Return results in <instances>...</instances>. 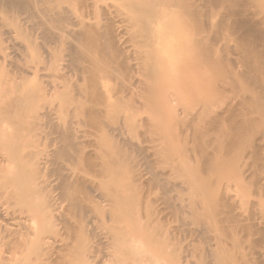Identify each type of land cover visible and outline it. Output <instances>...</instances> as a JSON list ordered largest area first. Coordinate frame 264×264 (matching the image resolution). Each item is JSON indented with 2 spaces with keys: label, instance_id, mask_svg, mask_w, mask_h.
<instances>
[{
  "label": "rangeland",
  "instance_id": "obj_1",
  "mask_svg": "<svg viewBox=\"0 0 264 264\" xmlns=\"http://www.w3.org/2000/svg\"><path fill=\"white\" fill-rule=\"evenodd\" d=\"M30 1H32L33 2V4H34V7H32L33 9H27L26 7L24 8V7H18V8H16V6H15V8H13V6H9V4L7 3L8 1L6 0V2L4 1V0H0V99H2V101L0 100V107L1 106H3L4 108H5V104L8 102V100H10V99H12L11 97H14V96H16V93L12 90V92H13V95H11V93H7V95H9V97L7 96V98H6V93H4L5 94V96H3L4 94L2 93V92H4L5 91V89H3V88H5L6 87V90H7V87L8 86H10L9 87V90H10V88L11 89H18V88H27L28 90L30 89H32L31 91L33 92V94H34V96L36 97V95H37V98H41L42 100H44L43 102H41L39 105V107H37V108H34V110H33V108L31 109V108H29V109H31V111L28 109V111L26 112V111H24V110H20L19 108L21 107H19L18 108V106H14V107H11L10 108V110H11V112H12V110L13 111H15L14 109H17V114L15 115V121H16V123H17V121H19V118H20V121L19 122H21V120H22V118H26L27 120V122H32V124L34 125V123H35V120H36V123L35 124H37V122H38V125H34V126H36V130L37 131H35V129H34V131L33 130H31L30 129V127L28 128V129H30L31 131H32V133H30L29 135H32L33 136V134H35L36 132H38V134L36 135V138H38L37 139V142L35 141H33V142H31V143H29V146H28V140H27V142H25V143H27L26 144V146H22V150H23V152H25V153H27V151H28V153L29 152H34L35 154L36 153H38V156L37 157H34L33 155H32V157H33V159H34V161H33V159H32V157H31V159H30V157H29V159H28V161H27V158L26 159H24L23 161H25L26 160V162H25V164L27 163V165H28V169H30V167H31V169L33 168V170L35 169L36 171H37V173L35 174V175H37L38 177H37V187L36 188H38V187H40V188H38L37 190L40 192L42 189V191H41V193H44L43 194V198L41 199V202H39L38 201V199H36L37 201H38V203H41V204H39L38 206H30V205H28V204H20V203H18L14 198L13 199H8V197H0V199H2V200H0V238L2 237V238H4L3 240H4V244L5 243H11V242H13V240H12V238H14V236H15V240L14 241H18V240H21L22 238H24L25 239V242L27 243L26 244V247L28 246V248H29V250H27L28 248H26L25 247V245H24V248L26 249V251L25 252H23L25 249H23L22 248V250H21V252L23 253H21L20 251L19 252H17L18 254H16V253H13V252H10V250H8L9 249V244H8V246L6 247L5 245H7V244H3V243H1L0 245H4V246H1V247H3V249H0V254L2 253L3 254V256L5 257H9V255L11 254L12 255V253H13V256L16 254V256H14L16 259H17V256H18V259L16 260L15 258H13L17 263H15V261H11V263L10 264H38V263H44L45 264V262H47L46 264H76L77 262H79V263H77V264H84L83 262H87V263H89V264H111V262L110 261H112V263H114V264H121V260L123 259H120V257H118L117 256V254H116V257L114 256V254L115 253H113V250L111 249V248H109V235H110V230H112V228L114 229H118V226H121V221L123 220V218H126L127 217V219H130L131 221L132 220H134V219H137V221H141V222H143L144 224H146L148 221H158V219L156 218V217H158L159 218V216H160V218H159V221L157 222V223H159V226L160 227H165V228H163V229H165V231L167 232V235H166V238L168 237V238H170V246H171V248H169V250H171V249H176V250H178L179 252H178V257H180V260L182 261V264H183V262H184V264H200V255H206L207 256V254L209 255V251H211V250H213V248L216 246L217 248L220 246V245H218L217 246V244L218 243H220L221 244V241H223L224 243L225 242H227V243H225L226 244V246L229 248V247H231V250L230 251H235L236 252V257L238 256L239 257V259H238V257H237V259H238V261L240 260V256H239V254L241 255V257H243L242 256V254L243 253H241L243 250V252L245 253V254H248V255H246V258H248L249 259V264H264V237H263V239H262V235L264 236V230H263V227H264V211H263V207H262V205H264V190L263 189H261L260 191H259V187H262L263 185H261L262 184V182L260 183L259 181L261 180V178L262 177H260V180L257 178L258 176H254V179L252 178V176L254 175L251 171L250 172H247V173H245V174H247V177L245 176H240L239 175V177L241 178H243V179H245V180H243L242 178L239 180L238 178V174L237 175H235V176H233L232 178H233V181H232V178H230L229 180H230V182H232V183H230L229 185V187L231 188L230 190H229V188H226V190L228 191L229 190V192H227L226 191V193H227V195H228V193H229V195H230V197L231 196H233L232 198V200H231V198L229 199L230 201H228V204H227V201H223V203H219V205H217V203H216V205H214V206H211L210 204H207V202H204V201H207L208 200V197L207 198H205L204 199V201H203V199L201 198L200 200H202V201H200L199 199V201L197 202L198 204H199V207L198 208H202L201 206H202V204H203V202H204V204L206 203L207 205V210L205 209V212H204V209H203V213H201L202 211H201V209H199L200 210V212L197 210L196 211V216L198 215V214H200L201 213V215H203L204 213H206L205 215L207 216V214H209V216L210 215H213L212 217H210V219H212V218H214V214H217L218 212L217 211H219V209H221L220 211L222 212V210H223V214L221 213V214H219V215H221V216H219L218 214V216L219 217H221L220 218V220H219V217L217 218L216 217V219H215V221H211V222H208V224L206 225L205 224V222L203 221L202 223H203V225L202 224H200V223H197V222H199V221H194L195 220V217L193 218V217H191L189 214H188V212H189V210H191V213H193L192 212V210H193V208L192 209H189V208H187L189 205L187 204L189 201H190V198H191V196L190 195H188V196H190V197H188L187 196V194H189V193H187L186 192V190L188 191V188H187V186L186 185H184V186H182V183L181 182H183L181 179V177H182V174H184V173H182L183 171H185V167H183L182 168V166H184V164L182 165V164H180L181 165V169H179V170H181V171H178V173H175V172H177L176 170H174V168L173 169H171L172 167H170V162L168 161V160H170L169 158H171V156L168 158V156L165 154V155H161V154H159L158 155V151H157V154L156 153H154L155 151H153L154 149H152V147H154V145L156 144V145H158V142L160 143V141H157V139H152V137H150L149 138V135H148V133L147 132H150V131H148V130H150L149 128H146V127H148V126H146V125H144V124H142V125H144L145 127L142 129V127H140V126H142L141 124H140V126L137 124V126H139V127H137V126H135V129H134V131L133 132H139V133H131L132 131H131V129L129 130V132L131 133V134H129V132H127V130L126 129H128L127 127H125V125L123 126V124H125V123H123V122H126V121H124L125 120V117H124V115L122 116V112L121 113H119V115H121L122 117H121V119H120V117H118L119 115H118V113L116 114V112H118V111H121V108H118V110L116 111V106H111L110 105V103L112 102V104L114 103L115 105L117 104V102L119 101H117V97L119 96V98L121 97V99L120 100H122V98L123 99H125V97L127 96V100H128V97L130 96H128V92L126 93V91H124L125 89H127V87H126V84H124V86H125V89L124 88H119V89H124L122 92H125V94L124 93H122V94H120V93H118V92H120V91H118L119 89H118V87H120L121 85H122V83H124V82H128V81H124L123 82V80H121L122 79V76H120V75H123L122 73H124V71H121L122 69H120L119 70V68H116L117 66H114V64L113 63H115V61H113V60H111V59H109V60H111V61H113V63H111L112 65V67H115L116 69H118L119 71H121L120 73V75H119V73H116V74H118V76L121 78V79H118L117 78V75H115V73L113 72H111L113 75H111V77L112 78H110L109 76H105V74L103 73V72H101L102 70H104V68L102 69L101 68V71L98 69V66H100L101 64H97V65H94V64H92V61L95 59V58H98V61H97V59H96V61H93V62H99V59H101V58H104V56H105V54H104V52H102V51H100L101 53H103V57H101L100 55L97 57H94L95 55H97V53H98V51H96V53L95 52H93V54H94V56H90V57H93V60H90V58H89V60L88 61H86L88 58V56L86 57L87 59H83L82 60V58L83 57H85V52L84 53H82V50H81V53L82 54H80V52H79V48L81 47V46H83V44H81L79 41L80 40H78V38H79V36H78V34H81V31L83 32V30L84 29H89V31L90 30H92V27H90L91 25V23H92V25H96V23L98 22L99 24H100V26H98V24L96 25V26H93V27H98V29L100 30V31H102L103 32V27L102 26H104V28L106 29V27H109L110 26V29H108V31H112L111 33L112 34H114V35H112L111 33H108V34H111L112 36H114V39L113 40H111V42L113 41V43L111 44L112 46L111 47H113V45H114V40H116L115 42H116V44H115V48H117V47H119L120 48V50L121 51H123L125 54H126V58H128L127 56H132V54L133 55H135V53H136V47H135V44H134V46L132 45V43H133V41L130 43L129 42V38L131 37V34H130V31L128 30H126V28L128 29V25H126V21L128 20H126V16H127V11L125 10V9H122L120 6H119V0H79V2L78 1H76V0H58L59 2H57L58 4H56L55 6H57V5H62V6H60L61 8L58 10V8L56 9H54V10H58V11H60L61 10V14L63 13V17L61 18V17H59V16H57V14L58 15H61L60 14V12H56V11H54V13H53V8L51 9V8H49L48 7V9H49V11H50V9L52 10V13H50V12H48V10H47V12H46V10H44V12H42L41 13V8H44V7H41L42 6V4L43 3H45L44 1H43V3H40V2H42L41 0H36V2H35V0H30ZM54 1V0H53ZM205 1V0H204ZM204 1H199V2H204ZM37 3L36 5H35V3ZM48 2H51L52 3V0H48L46 3H45V5H47V6H49V5H52L51 3H48ZM60 2H62V3H60ZM247 2H249V3H252V6H250L251 7V9H250V11L251 12H254V13H256V14H258V15H260L261 16V18H263L264 17V0H247ZM55 3V2H54ZM54 3H53V5L52 6H50V7H53L54 6ZM228 3H230V1H226V2H221V3H218L217 4V6L215 5L214 7H215V11L216 12H214V13H216V15L218 14V15H221V14H224L225 13V8H224V5H226V4H228ZM95 6H94V5ZM204 4V3H203ZM38 5V6H37ZM41 5V6H40ZM44 6V5H43ZM46 7V6H45ZM58 7V6H57ZM63 7V8H62ZM37 8V9H36ZM41 9V10H40ZM45 9V8H44ZM64 10V11H63ZM43 11V10H42ZM63 11V12H62ZM55 12H56V14H55ZM46 13V14H45ZM49 13V14H48ZM48 14V15H47ZM95 15H96V18H95ZM62 16V15H61ZM83 16V17H82ZM56 17H58L59 18V20L56 18ZM6 18L7 19H9L8 21L9 22H7V20H6ZM51 18H55L56 20H58L57 21V23L55 22L54 24L53 23H49V20L51 19ZM61 18V19H60ZM79 18H83V23L85 22V24L87 25H85L86 26V28L84 27V29L82 28L84 25H83V23L81 24V19H79ZM100 18V19H99ZM6 21H5V20ZM52 20V19H51ZM55 21V20H54ZM6 22V23H5ZM53 24L51 27L49 26V24ZM50 22H52V21H50ZM48 25H47V24ZM88 23H90L89 25H88ZM101 23H102V25H101ZM109 24V26L107 25V24ZM46 24V25H45ZM125 25H126V28H125ZM46 26H49L50 28H51V30H49L48 29V27H46ZM53 26H56V27H58V28H53ZM20 27H22V28H20ZM41 27H43V28H41ZM100 27L103 29V30H101L100 29ZM232 27L234 28H232V29H230V26H228L225 30L226 31H221L222 29H219V31H220V33L221 34H223L224 32H226V33H230V32H232V30H233V32L232 33H228L229 35L227 36V34L225 33V36H227V38L229 39L230 37H232L231 35H233V38H231L230 40V44L232 45V48H234V49H232L233 51H229V52H227L228 53V55H224L225 54V52L223 53L222 51H221V49H222V45H220L219 44V46H216L217 48H218V50H219V52L221 53H218V55H222V56H224V57H222L223 59H226L227 60V58H229L228 60H229V62H231L232 61V57H235L236 56V59L239 61V60H241L242 59V57L240 56L239 58L237 57V54L238 53H236L237 51V49L238 48H240V44L242 43V45L244 44V42H241V39H239L238 37H240V36H242V33L246 36L249 32H251V28L250 27H248V28H246L244 31H246L247 29V31H249L247 34L243 31V30H240L239 28H235L233 25H232ZM20 28V29H19ZM37 30H36V29ZM45 28H47V30H49V32H46V30H45ZM112 28V29H111ZM230 29V31H229V29ZM19 29V30H18ZM22 29V30H21ZM34 29V30H33ZM54 29V30H53ZM57 29H59V30H57ZM81 29V30H80ZM214 29V28H213ZM215 29H217V28H215ZM228 29V30H227ZM16 30V31H15ZM107 30V29H106ZM209 30H211V29H209ZM208 29H207V32L209 31ZM85 31V30H84ZM87 31V30H86ZM228 31V32H227ZM240 32L241 31V35L238 33L237 34V36L238 35H240V36H236V34H234V33H237V32ZM19 32V33H18ZM127 32H128V34H127ZM207 32H205V34H207ZM253 32V31H252ZM251 32V36H253V40H251V42H253V47L252 48H255V46H256V48H255V50L253 51V55H254V52H258L259 50H261V51H263L264 50V48H263V50L261 49L262 48V43L264 42L263 40H261L260 38H256L255 37V35L253 34ZM49 33L52 35V36H49ZM54 33V34H53ZM85 33V32H84ZM106 33V32H105ZM24 34V35H23ZM104 34V33H103ZM63 35V36H62ZM82 35H84V34H82ZM224 35V34H223ZM235 35V36H234ZM242 36V37H240V38H242L243 39V41H244V37L245 36ZM62 36V37H61ZM85 36V35H84ZM224 36V37H225ZM237 37V38H236ZM52 38V39H51ZM63 38V39H62ZM113 38V37H112ZM111 38V39H112ZM48 39H50V40H48ZM58 39H59V41H58ZM82 39H84L83 37H82ZM55 40V41H54ZM86 40V39H85ZM85 40H84V42H85ZM133 40V39H132ZM82 41V43H83V40H81ZM89 43V46H92V47H90V50H92L93 51V49L92 48H94V46L96 47V45H94L93 43H91V42H93V41H86V43ZM246 42V41H245ZM87 43V44H88ZM228 43V44H229ZM85 44V43H84ZM85 45V46H87V48L84 46V49L86 48V49H88V45ZM90 44H92V45H90ZM229 44V47L231 46ZM257 44V45H256ZM233 45H235L234 47H233ZM238 46V47H237ZM261 46V47H260ZM38 47V48H37ZM132 47H135V48H132ZM220 47V48H219ZM242 47V46H241ZM257 47H260V49L258 50L257 49ZM27 48V49H26ZM122 48V49H121ZM224 48V47H223ZM36 51H35V50ZM80 49H83V47H81ZM85 49V50H86ZM118 49V48H117ZM132 49L135 51V53H132V52H134V51H132ZM76 50H77V52H76ZM85 50H83V51H85ZM119 50V49H118ZM92 51H89V50H87V54L86 55H88V53L90 52L91 54H92ZM95 51V50H94ZM128 51H129V53H128ZM120 52V51H119ZM131 52V53H130ZM260 52V51H259ZM89 53V55H91ZM232 53H234V54H232ZM77 54V55H76ZM80 54V55H79ZM92 54V55H93ZM100 54V53H99ZM121 55H124L123 53H120ZM79 55V56H78ZM83 55V56H82ZM232 55V56H231ZM256 55V54H255ZM58 56H59V59H58ZM212 56H214V57H212ZM101 57V58H100ZM128 58L129 60H130V63H129V61H128V59L127 60H125V61H127L129 64H130V66H132V64L131 63H133V64H135L134 62H137L136 61V57H134V58ZM133 57V56H132ZM230 57H231V59H230ZM58 59V64L56 63V66L54 65L55 64V62H54V60H57ZM76 58H77V60H80V64L79 63H77V62H79V61H77L76 63H75V61H76ZM214 58H216V56L214 55V53H213V55H210L209 56V59H214ZM255 58V59H254ZM257 58H259L258 56H257ZM106 64L108 63V58L106 57ZM125 59V58H124ZM132 59H133V61H132ZM253 59H254V62H252L253 64H255L256 62H257V59H256V56L255 57H253ZM253 59H252V61H253ZM260 59V58H259ZM75 60V61H74ZM102 60H104V59H102ZM118 62L120 61V59L118 60V59H116ZM135 60V61H134ZM225 60V61H226ZM234 60V59H233ZM237 60H235V61H237ZM255 60H256V62H255ZM61 61V62H60ZM81 61H82V63H81ZM89 61H91V64L89 63ZM105 61V60H104ZM103 61V62H104ZM132 61V62H131ZM224 61V62H225ZM234 61V62H235ZM261 61H264V59H260V61H258V63L257 64H259V63H263V62H261ZM54 62V63H53ZM86 63V65H85V63ZM110 62V61H109ZM127 62H125V64L127 63ZM228 62V61H227ZM227 62H225L224 63V65L226 64L227 65ZM228 62V67H230V66H233L232 65V63L233 62H231V64ZM240 62V61H239ZM237 63V62H235V64H234V66L236 65V66H238L237 68H233L232 70V72H236V73H232L231 75H225L224 74V72L222 71V70H215V71H211V72H213V74H211L210 75V71L208 70V72L207 71H200V72H198V74H197V80H199V81H201V80H204V84L203 85H205L206 84V86H207V84H209V85H211V83H212V81H213V84L211 85V87L209 86L208 87V90H207V88L206 89H204V87H206V86H204L203 87V85L201 86V87H203V89H204V91L205 92H203L202 90L203 89H201V91H202V93H203V95H202V93L200 94V95H202V96H204V95H206V93H208L209 92V94L211 93V91H209V90H211V89H214V90H212L213 92V95H214V93H215V95L214 96H216L217 97V95H218V93H219V91H218V88H220L219 90H225L226 92H227V90L229 89L230 91L229 92H225V95H226V97H229L231 100H229V99H227L225 96H224V94H223V97H222V95H218V97L220 96L221 97V99H223L222 101H219V100H221V99H217L218 100V104H217V102H214L215 100H213V103H216L217 105H215V104H213L211 101H210V99L209 100H207V101H209V102H211L213 105H215L214 107H216V106H218L219 107V109H217L218 110V112H222L223 111V107L225 108L226 107V109H227V106H226V104H228V106H229V103H230V105H232V104H234L235 102H240L241 100L239 99V97L240 96H242V95H245L246 96V93H248V91H246L247 89H248V87H249V90H250V88L252 87L251 85H255V84H257L256 86H254L253 85V87L251 88L252 90L251 91H253L254 92V88L255 87H257V88H255V90H258V91H255V93H251V92H249V95L250 96H252L253 95V97H257V98H262V97H264V95L262 94V92L260 93V87L264 84V78L262 79L263 81H261V82H255L256 80H257V78H255L254 79V77L256 76V75H258V74H255V73H253V72H250L251 70H249V64H248V66H246L245 68H244V62H243V60H242V62L243 63ZM117 63V62H116ZM115 63V64H116ZM71 64V65H70ZM77 64V65H76ZM96 64V63H95ZM128 64V65H129ZM60 65V66H59ZM89 65V66H88ZM92 65V66H91ZM103 65V64H102ZM110 65V64H109ZM117 65V64H116ZM127 64H126V67L128 66ZM223 65V66H224ZM247 65V64H246ZM55 66V67H54ZM59 68H58V67ZM71 66H73V67H71ZM83 68H82V67ZM90 66H91V68H93L94 66H97L96 68L98 69V73L96 72V76L97 75H100L101 73H103L104 75H100V76H97V77H99V78H97V80H100L101 79V81H99V82H101V84H100V86H101V88H100V86H99V88L101 89V90H105L104 91V96L106 97V95H108V97L109 98H105L106 100H104L103 102L105 103V102H108V103H106L107 105H105L104 103H102L101 104V106L103 105L105 108H106V106L107 107H109V108H106V109H108V110H105V108L103 107V109L105 110V111H107V112H105L104 110L102 111V112H104V113H107V114H109L108 116H110V118H108V117H106L107 116V114H103V115H106V116H104V118L106 117L107 118V120L106 119H104L105 121H103L102 119V125H100V124H97L96 122V124L94 125V123L92 122L91 123V121H92V117L90 116L89 117V115H90V113L88 114V111L86 110L87 109V106H89V100H90V97H92V96H90V97H88L89 95H86L85 96V94L84 93H82V91L81 90H85V87H86V83H87V80H88V82L90 81L89 79H91V81H92V78H91V76H93L94 77V73H93V71H96V70H93V69H90ZM130 66H128V68L130 67ZM137 67V65H134L133 67ZM235 66V67H236ZM240 66V67H239ZM71 67V68H70ZM101 67V66H100ZM103 67V66H102ZM135 67V68H136ZM227 67V66H226ZM55 68H57V69H55ZM74 68V69H73ZM79 68V69H78ZM81 68L83 69V70H81ZM84 68H86V70L84 69ZM114 68V69H115ZM135 68H132V70H134L135 72H136V70H137V72H138V67L135 69ZM230 68H232V67H230ZM54 69V70H53ZM77 69V70H76ZM222 69V68H221ZM237 69H239L238 71H236ZM242 69V70H241ZM57 70H59V71H57ZM76 72H75V71ZM92 70V71H91ZM130 70H131V67H130ZM241 70V71H240ZM243 70H244V73H246L247 74V70H249V72H248V74L246 75V77H244V74H242L243 73ZM78 71V72H77ZM92 73H91V72ZM111 71H114V70H111ZM117 71V70H116ZM115 71V72H116ZM129 71V70H128ZM128 71H125L126 73L128 72ZM240 71V72H239ZM57 72V73H56ZM81 72V73H80ZM87 72V73H86ZM131 73H132V71H130ZM130 72H128L127 73V75L130 73ZM136 72V73H137ZM205 72H207V74L205 73ZM210 72V73H209ZM216 72V73H215ZM130 73V74H131ZM200 73H201V75H200ZM205 73V74H204ZM238 73H239V75H238ZM250 73H252V75L250 74ZM78 74H80V75H78ZM85 74H86V76H85ZM129 74V75H130ZM138 74V73H137ZM216 74H218V75H216ZM223 74H224V76H223ZM250 74V75H249ZM84 75V76H83ZM128 75V76H129ZM132 75H135V76H133L132 77ZM132 75L131 76H129V78H131L132 77V80L131 79H129V78H127L128 76H126V78L127 79H129V81L132 83L133 81H135V79H134V77L135 78H137L136 80L138 81V80H140L141 78H140V75L138 74V77L136 76V74H134V73H132ZM206 75H208V76H206ZM214 75V76H213ZM234 75V76H233ZM237 75V76H236ZM243 77H242V76ZM102 76H105L104 78H102ZM114 76V77H113ZM211 76H213L212 78H211ZM230 76H232V79H234V82H232V79H231V77ZM236 76V77H235ZM239 76H241L242 78H244V81H243V79L241 78V79H238V77ZM250 76V77H249ZM58 77V78H57ZM101 77V78H100ZM230 77V78H229ZM233 77H235V78H233ZM88 78V79H87ZM94 78H96V77H94ZM113 79L112 81L110 80V79ZM125 77L123 78L124 80L126 79ZM199 78V79H198ZM201 78V79H200ZM228 78H229V80L230 81H228ZM250 78V79H249ZM63 79V80H62ZM86 79V80H85ZM134 79V80H133ZM253 79V80H252ZM10 82H9V81ZM214 80H215V82H216V84H217V86L215 85V82H214ZM221 82H220V81ZM239 80V82H243V84H240L239 82V87L241 88L240 90L238 89V91L237 90H235V89H237V88H239L238 86L236 87V83L235 82H237ZM241 80V81H240ZM252 80V81H251ZM255 80V81H254ZM56 81V82H55ZM115 83H114V82ZM136 81V82H137ZM219 81V82H218ZM222 81H224V82H226L225 84L222 82ZM249 81H250V83H251V85H250V83H249ZM8 82V83H7ZM62 82V83H61ZM68 82V83H67ZM122 82V83H121ZM129 82V84L130 85H128L129 87H134L131 83ZM136 82H133V83H136ZM205 82H207V83H205ZM247 82V83H246ZM2 83H3V85H2ZM17 83V84H16ZM72 83V84H71ZM89 83H91V82H89ZM121 83V84H120ZM228 83V84H227ZM260 85H259V84ZM4 84H6V85H4ZM60 84V85H59ZM63 84V85H62ZM66 84V86H64ZM68 84H70V85H68ZM81 84V85H80ZM98 84V83H97ZM96 84V85H97ZM98 84V85H99ZM118 84V85H117ZM218 84H219V86H218ZM222 84H223V86H222ZM234 84V85H233ZM20 87H19V86ZM57 87H56V86ZM92 85V84H87V87H88V89L90 88V86ZM132 85V86H131ZM138 85V84H137ZM17 86H18V88H17ZM67 86H68V88H70L69 90H70V92L72 91V93H69L68 91H65L64 92V88H67ZM116 86H117V88H116ZM123 86V85H122ZM215 86V87H214ZM233 88V90H235V91H237V94L232 90V88ZM64 87V88H63ZM74 87V88H73ZM79 87V88H78ZM84 87V89H81V88H83ZM113 87V88H112ZM226 87H228V89L226 88ZM62 88H63V90H62ZM67 88V89H68ZM92 88V87H91ZM94 88H98V87H94ZM94 88H92L91 89V92L93 91V89ZM108 88H112V92H111V90L109 89L108 90ZM226 88V89H225ZM231 88V89H230ZM246 88V89H245ZM2 89H3V91H2ZM15 89V90H16ZM76 89L78 90V91H76ZM81 89V90H80ZM88 89H86V91H85V93H87L89 90ZM116 91H115V90ZM132 89H134V88H132ZM198 89H199V87H198ZM245 89V90H244ZM9 90H8V92H9ZM55 90H56V92H55ZM88 90V91H87ZM98 90V89H97ZM96 90V91H97ZM100 90V91H101ZM114 90V91H113ZM135 90V89H134ZM215 90H217L216 92H215ZM244 90V92H242ZM11 91V90H10ZM197 91V90H196ZM200 90L199 91H197L196 93L198 94L199 92H201ZM66 92H68L69 93V95L71 94L72 95V98H71V100H66L65 99V102L67 101V105H64L65 104V102L62 100L65 96H66ZM90 92V93H91ZM114 92H117L116 93V97L114 96ZM234 93V94H236V96L235 95H233V94H231V93ZM15 93V94H14ZM67 93V94H68ZM74 93H75V95H74ZM79 93V94H78ZM82 93V94H81ZM94 93V92H93ZM103 93V92H102ZM113 93V94H112ZM220 93L222 94V93H224L223 91H220ZM57 94H59V95H57ZM63 94H65L64 95V97L62 98V96H63ZM87 94H89V92L87 93ZM92 94V93H91ZM123 94H124V97H123ZM127 94V95H126ZM130 94V93H129ZM252 94V95H251ZM259 94V95H258ZM62 95V96H61ZM84 95V96H83ZM93 95V94H92ZM120 95H122V96H120ZM199 95V97H202V96H200ZM263 95V96H262ZM1 96H3V97H1ZM17 96H18V94H17ZM19 96H20V94H19ZM39 96V97H38ZM83 98H82V97ZM198 96V95H197ZM233 96H235V98H233ZM245 96H242V98L243 97H245ZM249 96V97H250ZM195 97H196V94H195ZM246 97H248V96H246ZM68 99H69V97H67ZM85 98V99H84ZM115 98V99H114ZM118 98V99H119ZM131 98V97H130ZM129 98V99H130ZM226 98V99H225ZM15 99V98H14ZM89 99V100H88ZM132 99V101L133 102H131L130 100ZM130 100H128L127 102H129L130 101V103H129V105H131L132 104V106H134V101H135V99H136V97L134 96V99L133 98H131ZM225 99V100H224ZM234 99V100H233ZM206 100V99H205ZM240 100V101H239ZM7 101V102H6ZM61 101H63V102H61ZM88 101V102H87ZM91 101H92V104H93V98L91 99ZM94 101H95V99H94ZM97 101V100H96ZM95 101V102H96ZM117 101V102H116ZM137 101V103H138V99L136 100ZM135 101V102H136ZM228 101V102H227ZM16 104H18L16 101H14ZM14 102H11V101H9V104L11 103H14ZM94 102V103H95ZM121 102H123V104H124V109L125 110H123V108H122V111H125V115L126 114H130V113H132V111L133 110H128V109H130V108H133V107H130V108H125V103H127V102H125L124 103V101H120V102H118V103H121ZM208 102V103H209ZM224 102H226V103H224ZM85 104V108L86 109H84V111H87V113L86 114H88V115H85V112L83 113L82 112V110H81V115L82 116H80L79 114L77 115V112H76V110L78 111V109H82V108H84V106L83 105H81V104ZM88 105H87V104ZM98 103V102H97ZM204 103H207V102H204ZM207 103V104H208ZM222 103V104H221ZM262 105H263V100H262ZM15 104V105H16ZM81 106H80V105ZM91 104V103H90ZM91 104V105H92ZM98 104H100V102L98 103ZM98 104H94L95 105V107H97V105ZM122 104V103H121ZM120 104V105H121ZM207 104H203L204 106H207ZM211 104V105H212ZM12 105H14V104H12ZM90 105V107H92L93 108V106H91ZM118 105V104H117ZM128 105V104H127ZM138 104H135V106H137ZM140 105V104H139ZM208 105H210V103L208 104ZM212 105V106H213ZM7 106H9V105H7ZM7 106H6V112L8 113H10V111H7ZM11 106V105H10ZM67 106V107H66ZM81 108H80V107ZM101 106H98L99 107V109H102L101 108ZM123 106V105H122ZM203 106V107H204ZM260 106H261V104H260ZM66 107V108H65ZM78 107V108H77ZM126 107H128V106H126ZM138 107V106H137ZM137 107H135V109H137ZM208 107V106H207ZM207 107H206V109H207ZM214 107H212V108H214ZM139 108V107H138ZM205 108V107H204ZM209 108V107H208ZM211 108V109H212ZM262 108V110L264 111V108H263V106L261 107ZM3 109V108H2ZM9 109V108H8ZM120 109V110H119ZM127 109V110H126ZM134 109V108H133ZM210 109V108H209ZM33 110V111H32ZM88 110H89V108H88ZM139 110V109H138ZM138 110H136V112L138 111ZM3 111V110H2ZM128 111H130V112H128ZM167 112H166V114H171V112H172V116L171 117H173V118H175V119H178V118H176V116H178V114H179V116H181L180 115V113H178V111H177V115H175L176 113L174 112V110L173 109H171V108H168V110H166ZM4 112V111H3ZM80 111H78V113H79ZM257 112H260V110H258ZM23 113V114H22ZM61 113V114H60ZM64 113H66V114H68V118L66 117V116H64L63 117V114ZM85 115H83V114ZM134 113V112H133ZM175 113V114H174ZM1 114V113H0ZM66 114H64V115H66ZM101 114V115H102ZM118 115V116H116V115ZM135 114V113H134ZM174 115H175V117H174ZM170 116V115H169ZM168 116V120L171 118V117H169ZM258 115H255L254 117H257ZM65 117L68 119L67 121L66 120H64L65 119ZM71 117V118H70ZM89 117V118H88ZM90 118H91V120H90ZM122 118H124V120L122 119ZM173 118H171V119H173ZM135 119L136 120H140V117H138V116H135ZM170 119V121H172ZM100 120V121H101ZM123 120V121H122ZM66 121V122H65ZM175 121V120H174ZM34 122V123H33ZM173 122V121H172ZM172 122H170L171 124H172ZM175 122H177V121H175ZM23 123V122H22ZM21 123V124H22ZM99 123V122H98ZM101 123V122H100ZM104 123V124H103ZM168 123V122H167ZM174 123V122H173ZM30 124V123H29ZM58 124V125H57ZM169 124V123H168ZM177 124V123H176ZM32 125V126H33ZM97 125V126H96ZM100 125V126H99ZM22 126V125H21ZM41 126V127H40ZM59 126V127H58ZM127 126V125H126ZM171 126H173V125H171ZM176 126V125H175ZM23 128L22 129H24V126H22ZM38 127L39 128H41V131H40V129L38 130ZM100 127V128H99ZM126 129H125V128ZM174 127V126H173ZM10 128V129H9ZM27 128V127H26ZM63 128V129H62ZM16 129V130H15ZM65 129V130H64ZM138 129V130H137ZM10 131V132H13L14 131V134L15 133H17V134H15V138H17V141L19 142V143H21V144H23V141H24V139L26 138L25 136L27 135V134H25V130L23 131V130H21V129H17V128H15L14 127V129H13V127L11 128V127H8L5 131L7 132V131ZM11 130H13V131H11ZM18 130V131H17ZM160 130V129H159ZM258 130H261V129H258ZM2 132H4L3 130H1ZM30 131V132H31ZM64 131V132H63ZM125 131V132H124ZM162 131V130H161ZM160 131V132H161ZM1 132V133H2ZM20 132V133H19ZM23 132V133H22ZM35 132V133H34ZM0 133V134H1ZM42 133V134H41ZM69 133V134H68ZM125 133V134H124ZM176 133V132H175ZM175 133H172V135L171 136H173V134L176 136V135H178V136H182V135H180V134H175ZM150 134H153V135H155V133H153V132H150ZM161 134V133H160ZM65 135V136H64ZM153 135H151V136H153ZM158 136L156 137V135H155V137L156 138H160V136H159V134H157ZM21 136V137H20ZM35 136V135H34ZM37 136H40V140H39V137H37ZM170 136V138L169 139H167V140H164V142L161 140V143L162 144H164L165 145V143L166 142H170L169 143V145H172V144H175L176 142V144L175 145H172V147L171 146H169V147H171V149H168V150H173V149H176L178 146L180 147V148H182V146H184V145H186V144H188V142H190V141H188V136H187V138L188 139H186V136H184L185 138H183L181 141L179 140V139H176L177 137H171ZM65 137V138H64ZM68 137V138H67ZM70 137V138H69ZM101 137H104L105 138V141L101 138ZM162 137V136H161ZM129 138H130V141H129ZM134 138V139H133ZM175 140H174V139ZM182 138V137H181ZM65 139V140H64ZM150 139H152L153 140V142H154V140L155 141H157L156 143H153ZM163 139H165L164 137H163ZM173 139V140H172ZM186 139V140H185ZM16 140V139H15ZM36 140V139H35ZM98 140H103L102 142L100 141V145L102 144V143H104L103 144V147H102V145H101V147H102V150H101V147H100V145H95L96 144V142H98L99 143V141ZM131 140H133V142L131 141ZM135 140V141H134ZM148 140H150L149 142H152L154 145H152V143H148ZM187 141V142H186ZM125 142V143H124ZM127 142V143H126ZM178 142H179V144H178ZM66 143H68V144H66ZM131 143V144H130ZM133 143V144H132ZM134 143H135V145H134ZM142 143V144H141ZM258 143H263V142H258ZM20 144V145H21ZM167 144V143H166ZM24 145V144H23ZM146 147H145V146ZM150 145H152V146H150ZM181 145V146H180ZM31 146V147H30ZM115 146H117V147H115ZM119 146V147H118ZM140 146H142V147H144V148H147L148 146H150L149 147V151H146V153H143L142 155H141V153H140V151H139V147ZM25 147V148H24ZM100 147V148H99ZM104 147L106 148V147H114V148H111V152H112V149H115V150H113V152H114V154L117 152V148H120L122 151H124V152H122V151H120V150H118V154H116V156L114 155V154H112V155H110L109 154V152H108V149H106V151L108 152H105V149H104ZM166 147V146H165ZM179 147H178V150H179ZM27 148V149H26ZM24 149L26 150V151H24ZM132 149V150H131ZM80 150H82V151H80ZM85 150V151H84ZM103 150H104V152L105 153H107V155L106 156H108V154L110 155V156H112L111 158H113L114 157V159L116 158L117 159V156L119 155V153L120 152H122L123 153V156L124 157H122L121 155V159L119 158L120 156H118V160L120 159V161H122L124 164H123V167H125V169L127 168L128 169V171H127V169H126V171L124 170V168L122 167V169L124 170V171H122V169H121V171L122 172H126L127 173V175L126 176H128V175H130L131 173L133 174H136L135 176L136 177H139L137 174H139L140 176L142 175V177L141 178H143V179H141L140 178V180H139V183H142V185H143V183H146L145 184V186L143 185H141L140 186V184L139 183H137L138 182V180L136 181V183L140 186V187H134V185L133 186H131L132 188L130 189L131 191H132V189L134 188V190H138L139 191V193H137V195H136V193H134V194H132V195H134V196H130V195H128V197L127 198H130L131 199V201H138L139 203H137V205L139 204V205H142V206H139L138 205V208L136 209V210H133L131 213H128L125 209H123V208H125V205H123V203H124V197H121V196H119V198H115V199H113V201L112 200H110V198H108V197H106L101 191H102V189L100 190V188L98 189V187H99V183L100 184H103L104 185V188H106V190L107 189H114L115 188V185L113 186L112 184V182H108V179L109 178H107V176H108V174L106 175L105 174V171H103V174H104V176H106V179H104L101 175H102V172H99L101 169L100 168H98L97 166H99V164L97 163V162H99V163H101L102 161L101 160H103V162H102V166H103V164L105 165V164H107L108 163V161L111 159V158H109V157H106L105 155V157L103 156V154H102V156L103 157H101V158H105L106 159V161L108 160V158H109V160L107 161V163H106V161L104 160V159H101V160H99L100 158H98L99 156L97 155L98 153H99V151L100 152H103ZM134 150H136V151H134ZM21 151V150H20ZM81 152H83V154L85 155V157L83 156H81ZM103 152V153H104ZM130 152V153H129ZM136 152V153H135ZM150 152V153H149ZM153 152V153H152ZM128 153V154H127ZM138 153V154H137ZM148 153V154H147ZM32 154V153H31ZM99 154H101V153H99ZM140 154V155H139ZM144 154H147V155H149V157H148V160L147 159H145L144 158ZM150 154L152 155L151 157H150ZM262 154L264 155V152H262ZM147 155H145L146 156V158H147ZM263 155H262V157H263ZM78 156H79V158H78ZM101 156V155H100ZM167 156V158H168V160L165 158L164 159V161L166 160V163L164 162H162L163 164H161L160 162H159V164H161V167H159V164H158V166H157V168H154V170H153V168L151 169L150 168V164L152 163L153 164V162L155 163V160L156 159H158L159 160V158H161V159H163V157H166ZM89 157V158H88ZM97 157V158H96ZM135 157V158H134ZM88 158V159H87ZM92 158V159H91ZM122 158H124V159H122ZM139 158V159H138ZM151 158V159H150ZM257 157H255V159H256ZM36 159H38V162H37V160ZM130 159V160H129ZM160 159V160H161ZM90 160H93V163L95 164V162L94 161H96L97 160V165L95 164V166L98 168V170H97V168H96V170H94V171H92L93 170V168H91L90 166H89V164H88V162L90 161ZM112 160V159H111ZM140 160V161H139ZM146 160V161H145ZM157 160V161H158ZM186 160H187V158H186ZM252 160V159H251ZM250 159L248 160L249 161V163H251L250 161H251ZM104 161H105V163H104ZM113 161V160H112ZM112 161H109V163L110 162H112ZM151 162L150 164L148 163V162ZM156 161V162H157ZM254 161V159L252 160V163H254L253 162ZM32 162H34L35 164H33ZM37 162V163H36ZM91 162V161H90ZM127 162L128 163H130V164H127ZM132 162V163H131ZM189 162H191V161H189ZM24 163V162H23ZM138 163V164H137ZM168 163V164H167ZM191 163H193V161L191 162ZM30 164H33V166H29ZM131 164H132V166H131ZM149 164V165H148ZM156 165H157V163H155ZM6 166V164H4V166L3 167H5ZM35 166V167H34ZM87 166V167H86ZM90 167V169H89V167ZM130 166H131V168H130ZM7 168L9 167V166H6ZM100 167V166H99ZM180 167V166H179ZM6 168V169H7ZM37 168H38V170H40V172H38V170H37ZM107 168V167H106ZM105 168V169H106ZM169 168V169H168ZM177 168V167H176ZM175 168V169H176ZM104 169V168H103ZM163 169H164V171H163ZM34 170V171H35ZM87 170V171H86ZM130 170V171H129ZM168 170V171H167ZM172 170H174V171H172ZM177 170H178V168H177ZM254 169H252V171H253ZM90 171H92V172H90ZM102 171V170H101ZM166 171V172H165ZM74 172H75V175L77 174V176H80L81 178H82V180H81V183H80V180L78 179V181H77V178L76 177H74ZM87 172H90L91 174H89V173H87ZM101 173L100 175H98L97 173ZM109 172H110V170H109ZM108 171H106V173H109ZM111 172H112V170H111ZM114 172V171H113ZM112 172V175H114V174H116V171L113 173ZM122 172H120V175L122 174V176H123V174L124 173H122ZM155 172H156V175H159L158 177V179H156V180H158V181H156L155 179H154V181H156L155 183H153L151 180H153V178H155L154 176H155ZM161 172V173H160ZM179 172H180V174H179ZM186 172V171H185ZM38 173H39V175H38ZM95 173L97 174L96 176H95ZM252 173V175L250 176V174ZM94 174V175H93ZM111 174V173H110ZM109 174V175H110ZM154 174V175H153ZM164 174V175H163ZM173 174V175H172ZM244 174V173H243ZM242 174V175H243ZM244 174V175H245ZM263 174V173H262ZM73 175V176H72ZM82 175H84L85 176V178H83L84 176H82ZM86 175H88L89 177H87ZM111 175V176H112ZM119 175V177L121 178V176ZM144 175V176H143ZM171 175V176H170ZM256 175V174H255ZM71 176V177H70ZM124 177V179L126 178L127 179V177ZM135 176H134V179H136L135 178ZM206 176V175H205ZM237 176V177H236ZM248 176H250V177H248ZM36 177V176H35ZM72 177L75 179V181H74V179L72 180ZM97 177V178H96ZM132 177V176H131ZM131 177H130V179H131ZM181 179H180V178ZM66 178V179H65ZM93 178V179H92ZM103 178V179H102ZM129 178V177H128ZM145 178V179H144ZM150 178V179H149ZM206 178V177H205ZM204 177H203V180L205 179ZM250 180H249V179ZM255 178L258 180V182H259V185H258V182H257V180H255ZM123 179V178H122ZM123 179V180H124ZM125 179V183H129V179L128 180H126ZM133 179V178H132ZM133 179V180H134ZM236 179V180H235ZM72 180V181H71ZM88 180V181H87ZM123 180H122V183H123ZM142 180L144 181V182H142ZM149 181L148 183H147V181ZM164 180V181H163ZM228 180V181H229ZM243 181V182H240V181ZM248 180H249V182H248ZM254 180V181H253ZM71 181V182H70ZM228 181H225V183L226 182H228ZM246 181H247V183H246ZM253 181V182H252ZM43 182V183H42ZM75 182H76V184H75ZM103 182V183H102ZM162 182V183H161ZM255 182H256V185L254 186V184H255ZM40 184V186H38L39 184ZM112 183V184H111ZM161 183V184H160ZM224 183V184H225ZM229 183V182H228ZM235 183V184H234ZM237 183H238V185H237ZM264 183V182H263ZM75 184V186L73 187V185ZM81 184V185H80ZM131 184H135V181H131L130 182V184H129V186H126V188L127 187H130V185ZM175 184V185H174ZM231 184L233 185V186H231ZM241 184V185H240ZM243 184H245V185H243ZM251 184V185H250ZM79 185H80V188H79ZM98 187H97V186ZM126 185V184H125ZM124 185V186H125ZM253 185V186H252ZM261 185V186H260ZM124 186L122 187V189L124 188ZM238 186V187H237ZM243 186V187H242ZM150 187V188H149ZM152 187V188H151ZM186 187V188H185ZM235 187H237V188H235ZM42 188V189H41ZM74 188V189H73ZM256 188H259V189H257L256 190ZM40 189V190H39ZM63 189V190H62ZM67 189H68V191L70 192H68L67 191ZM79 189V190H78ZM99 191H98V190ZM152 189V190H151ZM183 190V192H182V190ZM239 189V190H238ZM129 190V188L128 189H125V193H126V191H128ZM238 190V191H237ZM255 190V191H254ZM263 190V191H262ZM43 191H45V192H43ZM64 191V192H63ZM71 191H73V192H71ZM75 191V192H74ZM123 191H124V189H123ZM225 191V190H224ZM235 191V192H234ZM22 192V191H21ZM67 192V193H66ZM77 192V193H76ZM128 192H130V191H128ZM127 192V193H128ZM133 192V191H132ZM141 192V193H140ZM230 192H231V194H230ZM72 193V196L70 195ZM124 193V194H125ZM143 193V194H142ZM187 193V194H186ZM46 194V198H45V195ZM76 196H75V195ZM124 194L122 193V196H124ZM141 194V195H140ZM176 194H179V195H176ZM186 194V195H185ZM65 195V196H64ZM66 195H68L69 197H67ZM78 195V196H77ZM121 195V194H120ZM126 195V194H125ZM262 195V196H261ZM23 196V195H22ZM22 196H21V198H22ZM73 196H75V197H73ZM130 196V197H129ZM180 196V197H179ZM72 197V198H71ZM182 197H183V199H182ZM189 198V200H188V198ZM200 197V196H199ZM198 197V198H199ZM203 197V196H202ZM236 199H235V198ZM245 197V198H244ZM250 197V198H249ZM262 197H263V199H262ZM7 199V201L6 200H3V199ZM17 198V197H16ZM20 198V197H19ZM18 198V199H19ZM71 198V199H70ZM76 198V199H81V200H79L80 202H81V204H79V206L77 205L76 206V204H75V201H73L74 199ZM158 198V199H157ZM163 198V199H162ZM171 198V199H170ZM177 198V199H176ZM187 198V199H186ZM210 198V197H209ZM40 199V198H39ZM184 199H185V201H184ZM207 199V200H206ZM211 199V198H210ZM214 199H216L215 197H214ZM213 198L211 199V200H214ZM239 199H241V200H239ZM253 199H255V200H253ZM262 199V200H261ZM16 202H15V201ZM116 200H118L117 201V203H116ZM165 200V201H164ZM186 200H188V202L186 201ZM211 200H210V202H211ZM233 200L237 203V202H239V203H241V202H243V200H246V201H244V202H248L247 200H250L251 202H252V204H250V201H249V203H246V204H248V205H246L244 202V204L246 205V206H244V205H242L243 207H245V208H243L242 206H241V208L242 209H239V208H236V209H230L229 207H227L228 205H229V202H233ZM259 200L261 201L260 202V204H258L259 203ZM1 201H2V203H1ZM153 201V202H152ZM155 201V202H154ZM183 201V202H182ZM192 201V200H191ZM190 201V202H191ZM197 201V200H196ZM15 202V203H14ZM74 202V203H73ZM79 202V203H80ZM170 204H169V203ZM180 202V203H179ZM184 204V202H185V207H186V209H184V207H182L183 206V204ZM189 202V204H191ZM201 202V203H200ZM258 202V203H257ZM18 203V204H17ZM112 203H115V204H112ZM119 203V204H118ZM135 203V202H134ZM176 203H177V205L178 206H176ZM196 203V202H195ZM195 203H194V205H195ZM208 203H209V200H208ZM224 203L225 204H227V206L225 207L224 206ZM242 203V204H243ZM257 203V204H256ZM262 203V204H261ZM44 204V205H43ZM73 204H75V206L73 205ZM182 204V205H181ZM200 204H201V206H200ZM220 204H221V206L223 205L224 207L222 208V207H219L220 206ZM41 205V206H40ZM174 205V206H173ZM187 205V206H186ZM191 205H193V204H191ZM254 205H255V208H253L254 207ZM257 205V206H256ZM262 207H260V206ZM81 206V207H80ZM120 206V207H119ZM146 206V207H145ZM169 206V207H168ZM198 206V205H197ZM197 206H195V208L196 209H198L197 208ZM205 206V205H204ZM203 206V207H204ZM176 207V208H175ZM180 207L182 208L181 209V211H180ZM259 207L261 208V209H259ZM36 208L38 209V210H40V209H44L43 211H45V210H47V215H45V212L44 213H42L43 211L41 210L40 212L39 211H37L36 210ZM46 208V209H45ZM77 208V209H76ZM81 208V209H80ZM149 208H150V210H149ZM172 208V209H171ZM190 208H191V206H190ZM205 208V207H204ZM227 208L228 209H230L229 211L227 210ZM2 209V210H1ZM117 209H119V210H117ZM152 209V210H151ZM196 209H194V211L196 210ZM253 209V210H252ZM257 210V212H255L256 210ZM48 210L51 212V211H53V212H48ZM149 210V211H148ZM180 212H179V211ZM184 210H185V212H184ZM225 210V211H224ZM246 210V211H245ZM247 210H249V212H250V210H252V213H250V214H253V211H254V216L255 217H257V220L255 221L254 219H256L254 216V218L252 219H250V217H248V215L250 216V214H249V212H247ZM121 211V212H120ZM123 211V212H122ZM136 211V212H135ZM150 211H154L157 215H159V216H157V215H155L154 214V212H152V214H151V212ZM207 211V212H206ZM227 211V212H226ZM184 212V213H183ZM198 212V213H197ZM217 212V213H216ZM233 212V213H232ZM247 212V213H246ZM54 213V214H53ZM115 213H117L116 215H115ZM135 213H137V214H135ZM160 213H161V215H160ZM195 213V212H194ZM227 213V214H226ZM230 213H231V216H230ZM239 213V214H238ZM241 213L242 214H244V216L246 217H248V218H245L244 216H243V218H240L239 217V215H241ZM257 213V214H256ZM53 214V215H52ZM74 214V215H73ZM129 214H131V215H129ZM173 214V215H172ZM225 214V215H224ZM247 214V215H246ZM256 214V215H255ZM49 215V216H48ZM52 215V217H50ZM223 215V216H222ZM227 215L229 216V217H227ZM258 215V216H257ZM46 216H48V217H46ZM115 216V223H114V226L112 227V228H110L109 229V227H111V222H110V220H111V217H114ZM132 216V217H131ZM153 216H155L154 218H153ZM192 216H193V214H192ZM194 216H195V214H194ZM225 216H226V218H228V219H224L225 218ZM233 216V217H232ZM236 216H238L240 219H237V221L238 222H233V220L234 219H236L237 217ZM252 216V215H251ZM242 217V216H241ZM207 219H209V217L207 216L206 217ZM35 221H34V220ZM155 219V220H154ZM213 219V220H214ZM218 219V220H217ZM197 220V219H196ZM217 220V221H216ZM249 220H250V222H249ZM34 221V222H33ZM160 221H161V223H160ZM196 222V223H194V222ZM228 221V222H227ZM232 221V222H231ZM239 221H242V222H239ZM243 221H244V223H243ZM32 222V223H31ZM223 222H225V224L227 223V225L228 224H231L232 223V225H234V226H236L235 224L237 223L238 225H239V227L240 226H247V225H252V222L254 223L253 225L255 226V228L253 227L251 230L253 231H251V230H247V231H245V230H243V231H241V232H238V231H236V233L238 234H236V236H234V234L235 233H233V236H232V238H228V237H230L229 236V234L230 235H232V229L229 231H225L224 229H223V232L225 231V232H227L228 233V237L227 236H225V232H224V235L222 234V235H220V232L222 231V228L223 227H219V228H221V231H219V229H217L218 231H219V233H218V231L216 230V231H213V232H215V233H218V235H216L215 233H210V232H208V235H210V237L208 236H205L204 237V234H206V233H202V231L204 232H206V231H208V230H206V228L207 227H213V224H214V227H217L216 226V224L217 225H220L221 223H223ZM231 222V223H230ZM247 222H249V223H247ZM262 222V224L263 225H261L260 226V223ZM21 223V224H20ZM29 223H31L32 224V227H31V224H30V226H29ZM218 223H220V224H218ZM240 223V224H239ZM243 223V224H242ZM2 224V225H1ZM20 224V225H19ZM33 224H34V226H33ZM205 224V225H204ZM255 224H259L258 226H260V227H262V230H263V232H261V236H260V234L259 233H257L259 230H261V228L260 227H257V225H255ZM19 225V226H18ZM35 225H37V226H35ZM226 225V227L224 226V224H222V226H224L225 228H226V230H227V228H229L228 226ZM231 225V226H232ZM238 225H237V227H238ZM2 226V227H1ZM17 226H18V229H17ZM27 226V227H26ZM82 226V227H81ZM175 226V227H174ZM178 226V227H177ZM201 226V227H200ZM230 226V225H229ZM32 229H34V230H31V228ZM35 227V228H34ZM80 227H81V229H84L83 231L80 229ZM85 227V228H84ZM233 227V226H232ZM231 227V228H232ZM3 228H5V229H3ZM29 228V229H28ZM79 229V230H81V231H79V230H77V229ZM106 228V229H105ZM172 228V229H171ZM218 228V227H217ZM15 229V230H14ZM196 229V230H195ZM205 229V230H204ZM254 229V230H253ZM259 229V230H258ZM11 230V231H10ZM14 230V231H13ZM75 231V230H77L78 232H76L75 234H74V232L73 231ZM168 230V231H167ZM200 230H201V232H200ZM211 230V229H210ZM209 230V231H210ZM239 230H241V229H239ZM257 232H256V231ZM39 231V232H38ZM70 231H72V232H70ZM176 231V232H175ZM188 231V232H187ZM212 231V230H211ZM9 232V233H8ZM12 232V233H11ZM17 232H19V233H17ZM22 232V233H21ZM24 232V233H23ZM230 232V233H229ZM260 232V231H259ZM11 233V234H10ZM73 233V235H75V236H73V235H71ZM82 233V234H81ZM210 233V234H209ZM227 233H226V235H227ZM250 233V234H249ZM9 236H8V235ZM17 234L19 235V234H21V236L20 237H22L23 235H24V237H22L21 239H19L20 237H17ZM70 234V235H69ZM78 234V235H77ZM81 234V235H80ZM213 234H215V235H213ZM2 235H5V236H2ZM8 237H7V236ZM13 235V236H12ZM34 235V236H33ZM31 236H33V237H31ZM59 236V237H58ZM79 236H82V238L81 237H79ZM85 236V237H84ZM195 236V237H194ZM213 236V237H212ZM215 236V237H214ZM216 236H217V238H216ZM219 236V237H218ZM221 236H223V238H222V240L220 239V237ZM7 239H6V238ZM63 237H64V239H63ZM75 237V238H74ZM180 237V238H179ZM226 237V238H225ZM238 240V241H233V240H231L230 241V239H234L235 240V238ZM239 237V238H238ZM259 237H260V239H259ZM9 238H11V240L9 239ZM18 238V239H17ZM31 239V242H32V244L33 243H38L39 244V242L38 241H40V242H42L43 244H41V246L40 247H38L37 246V244L35 243V244H33L34 245V247L33 246H31L32 244H31V242H30V239ZM39 238V239H38ZM77 238H81L80 240L79 239H77ZM84 238L86 239V240H84ZM167 238V239H168ZM228 238V239H227ZM35 241H33V240ZM62 239V240H61ZM75 239L77 240L76 242H75ZM250 239V240H249ZM262 239V240H261ZM0 240H2V239H0ZM2 240V241H3ZM9 240H10V242H9ZM70 240V241H69ZM73 240V241H72ZM221 240V241H220ZM226 240V241H225ZM228 240V241H227ZM23 240H21L20 242H22ZM56 241V242H55ZM67 243H73V242H75L76 244H77V242L79 243V244H82V242H88V243H90V244H88V246L86 247V248H84L85 250V254H84V251L81 249H79L80 250V253H79V250H78V253H76V254H74V258L72 257V259L70 258L73 254L71 253V256H69V252H67L65 249H63V247H64V245L66 244V242ZM168 241H169V239H168ZM208 241V242H207ZM220 241V242H219ZM244 241V242H243ZM249 241H251V242H249ZM256 241H257V243H256ZM258 241H260V242H258ZM58 242V243H57ZM231 242H236V243H232L233 245L232 246H236V248L238 247V246H240L241 248H234L233 249V247L232 246H230L231 245ZM61 243H63V244H61ZM240 243V244H239ZM253 243V244H252ZM85 243H83V245H84ZM198 244V245H197ZM243 244H244V246H243ZM63 245V246H62ZM87 245V244H86ZM260 245V246H259ZM129 246V245H128ZM169 246V247H170ZM4 247H6V248H4ZM32 247V248H31ZM36 247H38V248H41L40 250L38 249V248H36ZM46 249H45V248ZM88 247H89V250H88ZM200 247H202V248H200ZM216 247H215V249H216ZM8 248V249H7ZM50 248V249H49ZM59 248V249H58ZM128 248V247H127ZM132 247H129V249H131ZM31 249V250H30ZM62 251H61V250ZM230 249V248H229ZM261 249V250H260ZM8 250V251H7ZM33 250V251H32ZM194 250V251H193ZM151 251H153V250H151ZM193 251V252H192ZM261 251V252H260ZM43 252V253H42ZM62 252L64 253L63 255H62ZM74 252H77V251H74ZM73 252V253H74ZM149 250H148V252H146V254H149ZM182 252V253H181ZM235 252H234V254H235ZM239 252V253H238ZM7 253V254H6ZM21 255H20V254ZM27 253H29V255L27 254ZM50 253H51V255H50ZM68 253V254H67ZM111 253V254H110ZM200 254V255H196V254ZM238 253V254H237ZM2 254L0 255L1 257H2ZM5 254V255H4ZM58 254H60V255H58ZM65 254H66V256H65ZM8 255V256H7ZM10 255V257H13V256H11ZM69 257H68V256ZM85 255H87L86 257H84ZM111 255V256H110ZM165 255V254H164ZM36 256H41V257H36ZM63 256H65V258L66 259H64V257ZM78 256V257H77ZM114 256V257H113ZM162 256H163V254H162ZM194 256V257H193ZM248 256V257H247ZM260 256V257H259ZM5 257V258H6ZM46 259H45V258ZM57 257V258H56ZM78 259H77V258ZM80 257H81V260H80ZM83 257V258H82ZM118 257V258H117ZM190 259H189V258ZM198 257V258H197ZM31 258V259H30ZM41 258V259H40ZM56 258V259H55ZM68 258H70V259H68ZM84 258H85V260L86 261H83L84 260ZM115 258H117V259H115ZM169 258V259H168ZM8 259V258H7ZM12 258H10L9 260H11ZM37 259H39V260H42V261H39V260H37ZM45 261H44V260ZM50 259V260H49ZM67 259L68 260H71V261H69L70 263H68V261H67ZM111 259V260H110ZM162 259V258H161ZM172 258L171 257H167V255L165 256V258H164V261L162 262V260H161V262L162 263H160V262H155L156 264H171L170 263V261L172 262V261H174L173 259L171 260ZM18 260H20V261H18ZM65 260V262H63ZM77 260V261H76ZM79 260V261H78ZM116 260V261H115ZM129 259H126L125 261H124V264H128L130 261H128ZM131 260V259H130ZM160 260V259H159ZM178 260H179V258H178ZM37 263H36V262ZM66 261H67V263H66ZM76 261V262H75ZM123 261V260H122ZM127 261H128V263H127ZM9 261L7 260L6 261V263H8ZM13 262V263H12ZM73 262V263H72ZM110 262V263H109ZM118 262V263H117ZM150 262V261H149ZM147 263V264H155L154 262L152 263V262H150V263ZM188 262V263H187ZM240 263H241V261H239ZM239 262H238V264H239ZM174 263H176V261L174 262ZM179 263V262H178ZM235 263V262H234ZM237 263V262H236ZM9 264V263H8ZM130 264H136L135 263V261L134 262H131ZM143 264V263H142ZM145 264V263H144ZM177 264V263H176ZM248 264V263H247Z\"/></svg>",
  "mask_w": 264,
  "mask_h": 264
},
{
  "label": "bare ground",
  "instance_id": "obj_2",
  "mask_svg": "<svg viewBox=\"0 0 264 264\" xmlns=\"http://www.w3.org/2000/svg\"><path fill=\"white\" fill-rule=\"evenodd\" d=\"M5 2H6V0H4ZM8 2V4H9V6L11 5V6H13V8H15V6H16V8H18V7H26L28 10L29 9H33L32 7H34V4H33V2L32 1H30V0H7ZM42 2H40V3H43V1L45 2L46 0H41ZM48 1V0H47ZM46 1V2H47ZM50 1V0H49ZM61 1V0H60ZM74 1V0H73ZM76 1H78L79 2V0H76ZM199 1H201V0H119V6L122 8V9H125L126 11H127V18H126V25H128L127 27H128V29L126 28V25H125V28H126V30L128 31H130V34H131V37L129 38V42L131 41H133V43H132V45L134 46V44H135V47H136V53H135V49L133 50L132 49V51H134V52H132V53H135V55H133L132 54V56L130 57V56H127L128 58L130 57V58H134V57H136V61L137 62H134L135 64H133V63H131L132 64V66H130V60L128 59V58H126V52L124 53L123 51H121L120 50V48L119 47H117V48H115L114 46H115V44H116V40H114V45H113V47H111L112 45V43H113V41L111 42V40H113L114 39V36H112V35H114V34H112L111 32L112 31H108V29H110V26H109V24H107L109 27H106V29L104 28V26H102L103 27V29L100 27V29L101 30H103V32L102 31H100L99 29H98V27L96 28V27H93V26H96L97 24H98V26H100V24L97 22L96 23V25H92V23L90 24V23H88V25L90 26V27H92V30H90L89 31V29H87L86 28V24H85V22L83 23V18L81 19V18H79V19H81V24L83 23V29H84V27L86 28V29H84L83 30V32L81 31V34H78V36H79V38H78V40H80L79 42L81 43V44H83V46H81V47H83V49H80L79 48V52H80V54H82V53H84L85 52V57H83L82 58V60L84 59H87L86 61H88L89 60V58H90V60H93V57H90V56H94V54H93V52H95L96 53V51H98V53H97V55H95L94 57H98L99 55L101 56V57H103L104 55H103V53H101L100 51H102V52H104V54H105V56H104V58H101V59H99V62L97 63V62H93V61H96V59H97V61H98V58H95L93 61H92V64H94V65H97V64H101L100 66H98V69L101 71V68L103 69L104 68V70H102L101 72H103L104 74H105V76L107 75V76H109L110 74L111 75H113L112 73L114 72L115 73V75H117V78L119 77L118 76V74H116V73H119V75L121 74L120 72L121 71H124V73H122L123 75H120V76H122V79L119 77L118 79H121V80H123V82L124 81H128V82H124V83H122V85L120 86V87H118V89L119 88H124L125 89V86H124V84H126V87H127V89H119L118 91H120V92H118V93H120V94H122V93H124L125 94V92H122L123 90L124 91H126V93L128 92V100H130L131 98H133L134 99V96L136 97V99H135V101L138 99V103H137V101L135 102L134 101V103L135 104H138L137 106L139 107H137V106H135V104H134V106H132V104L131 105H129V103H130V101L131 102H133L132 101V99L129 101V102H127L128 100H127V96L125 97V99H123L122 98V100H120L121 99V97L119 98V96L116 98L117 99V101L118 102H120V101H124V103L125 102H127V103H125V108H130V107H133V108H130V109H128V110H133L132 111V113H128V114H124L125 113V111H122V108H123V110H125L124 109V104H123V102H121V103H118L117 101V104L115 105L114 103L112 104V102L110 103V105L111 106H116V111L118 110V108H121V111H118V112H116V114L118 113V115H119V113H121L122 112V116L124 115V117H125V120H124V118H122L124 121H126V122H123V123H125V124H123V126L125 125V127H127L128 129H126L125 127V129L127 130V132H129V130L131 129V133L133 134V133H139L138 131L136 132H133L134 131V129H135V126H137V124L140 126V124L142 125V124H144V125H146V126H148V127H146V128H149L150 130H148V131H150V132H153V133H155V135H156V137L158 136L157 134H159V136H160V138L158 139V138H156L155 137V135H153V134H150V132H147L148 133V135H149V138L150 137H152V139H157V141H160V143L158 142V145H154L153 143H156L157 141H155L154 140V142H153V140L152 139H150L152 142H149L150 140H148V143H152V145H154V147H152V149H154L153 151H155L154 153H156L157 154V151H158V155L159 154H161V155H167L168 156V158L171 156V158H169L170 160H168V158H167V156L166 157H163V159H161V158H159V160L158 159H156L155 160V163H157V165L153 162V164L149 161L148 163L150 164H148L149 166H150V168L152 169L153 168V170H154V168H157V166H158V164H159V162L161 163V164H163L164 162L166 163V160L164 161V159L166 158L169 162H170V167H172L171 169H173L174 168V170H176L177 172H175L174 170H172V171H174L175 173H178V171H181L182 169H181V165L180 164H184V166H182V168L183 167H185L186 169H185V171H183L182 173H184V174H182V181L183 182H181L182 183V186H184V185H186L187 186V188H188V191L186 190V192L187 193H189V194H187V196L188 195H190L191 196V198H190V201L192 202H190L191 204H193V205H191V204H189V202H188V200H189V198L188 197H190V196H188L187 198H188V200H186L188 203V207L187 208H189V209H192L193 208V210H192V212L193 213H191V210H189V212H188V214L191 216V217H195V220L194 221H199V222H197V223H200V224H202L203 225V221L205 222V224L207 225L208 224V222H211V221H215V219H216V217L219 215V214H223L224 212H223V210H222V212L220 211L221 209H219V211H217L216 213L218 214H214V218H212V219H210V217H212L213 215H210L209 216V214H207V216L209 217V219H207L206 217V213H204L203 215H201V213H203V209H204V212H205V209L207 208V204H210L211 206H214V205H216V203H217V205H219V203H223V201L225 202V201H227V204H228V201H230L229 199L231 198V200L233 199L232 197L233 196H231L230 197V195H229V193H228V195H227V193H226V188H229V190L232 188H230L229 186V184L230 183H232V182H230V178H232L233 176H235V175H237L238 177H239V175L240 176H246L247 177V174H245V173H247V172H252L254 175L252 176V178L254 179V176H258L257 178L260 180V177H262L261 178V180L259 181L260 183L263 181L264 182V155L262 154V152H264V111L262 110V106H263V108H264V103H263V105H262V100H263V102H264V97H262V98H257V97H253V95L252 96H250L249 95V92H251V93H255V91H258V90H255V88H257V87H255L253 90H254V92L253 91H251L252 89V87H253V85H251V83H250V81H249V83H250V85L252 86L251 88H250V90H249V87H248V89L246 90V91H248V93H246V96H248V97H246L245 95H242V96H245V97H243L242 98V96H240L239 97V99L241 100H239L240 102H235L234 104H232V105H230V103H229V106H228V104H226V106H227V109H226V107L224 108H222L223 109V111L222 112H218V110L217 109H219V107L218 106H216V107H214L215 105H217L218 104V100L217 99H221V97L219 96L218 97V95H222V97H223V94H224V96L226 97V95H225V90H219L221 87L219 86V84H218V86L220 87V88H218V91H219V93H218V95H217V97L216 96H214L215 95V93H214V95H213V91L212 90H214V89H211V90H209V91H211V93L209 94V92L208 93H206V95H204V96H202L203 95V93H202V91L203 92H205L204 91V89H206L207 88V90H208V87L210 86L211 87V85L213 84V81H212V83H211V85H209V84H207V86H206V84L205 85H203L204 84V80H201V81H199V80H197V74H198V72H200V71H207L208 72V70L211 72V71H215V70H222L223 72H224V74L227 76V75H231L232 73H236V72H232L234 69L233 68H237L238 66H234V64H235V62H239L240 64L241 63H243L244 62V68L246 67V66H248V64H249V70H251L250 72H253V73H255V74H258V75H256L255 77H254V79L255 78H257V80L255 81V82H261V81H263L262 79L264 78V61H261V62H263V63H259V64H257L258 63V61H260V59L262 58V59H264V50H263V48H264V42L261 44L262 45V50L263 51H261V50H259L260 49V47H257V49L260 51H258L257 53L256 52H254V55L252 54L253 53V51L255 50V48H256V46H255V48H252L253 47V42H251V40H253V36H251V32L255 35V37L256 38H260L261 40H263L264 41V17L263 18H261V16L260 15H258V14H256V13H254V12H251L250 11V9H251V7L250 6H252V3H249V2H247V0H202V1H204V2H199ZM226 1H230V3H228V4H226V5H224V8H225V13L224 14H221V15H216V13H214V12H216L215 11V5L217 6V4L218 3H221V2H226ZM35 2H36V0H35ZM34 2V3H35ZM45 2V3H46ZM55 2V3H54ZM57 2H59L58 0H52V3L51 2H48V3H51L52 5H53V3H54V6L53 7H50V6H52V5H49V6H47V5H45V3H43L42 4V6L41 7H44V8H41L40 10H41V13L42 12H44V10H46V12H47V10H48V12H50V13H52V10H53V13H54V11H56V10H54L55 8L57 9L58 8V10L61 8L60 6H62V5H57V6H55L56 4H58ZM75 2V1H74ZM60 3H62V2H60ZM204 3V4H203ZM37 3H35V5H36ZM44 5V6H43ZM94 5V4H93ZM38 6V5H37ZM46 6V7H45ZM95 6V5H94ZM48 7L49 8H53L52 10L50 9V11H49V9H48ZM63 8V7H62ZM37 9V8H36ZM56 11V12H60V14H61V10L60 11ZM64 11V10H63ZM62 11V12H63ZM56 12H55V14H56ZM46 14V13H45ZM49 14V13H48ZM47 14V15H48ZM59 14V13H58ZM57 14V16H59V17H63V13L61 14V15H58ZM83 17V16H82ZM58 20H59V18L58 17H56ZM60 18V19H61ZM95 18H96V15H95ZM98 18V17H97ZM96 18V19H97ZM52 19V20H51ZM50 20H49V23H57V21L58 20H56L55 18L53 19V18H51ZM100 19V18H99ZM5 20V19H4ZM6 20H7V22H9L8 20L9 19H7L6 18ZM5 20V21H6ZM55 20V21H54ZM50 21H52V22H50ZM6 23V22H5ZM48 23V22H47ZM46 23V24H47ZM48 23V24H49ZM45 24V25H46ZM47 24V25H48ZM53 24H49V26L51 25H53ZM55 25V24H54ZM86 25V26H85ZM101 25H102V23H101ZM232 25L235 27V28H239L240 30H245L246 28H248V27H250L251 28V32H249V31H244L247 35L245 36L243 33H242V36L244 35L245 37H244V41H243V37L242 36H240L241 35V31L239 32H237V33H234V34H236V36H237V34L239 33L240 35H238V36H240V37H242V38H240V37H238L239 39H241V42H244V44L242 45V43L240 44L241 46H240V48H238L236 51V53H238L237 54V57L239 58L240 56L242 57V59L241 60H237L236 59V56L235 57H232V61L231 62H233L232 63V65L233 66H230V67H232V68H230V67H228V62H229V58H227V60L226 59H223L222 57H224V56H220V55H218V53H220L219 52V50H218V48L216 47V46H219V44L220 45H222V49H221V51L223 52H225V54L224 55H228V53L227 52H229V51H233L232 49H234L235 47V45H233V47L234 48H232V45L229 43L231 40V38H233V35H231L232 37H230L229 39L227 38V36L230 34V33H232L233 32V30H232V32H228V33H226V32H224L223 34H221L220 33V31H219V29H222L223 27L226 29L228 26H230V29H232L233 27H232ZM49 26H46V27H48V29L49 30H51V26L49 27ZM56 26H53V28H55ZM20 28H22V27H20ZM19 28V29H20ZM41 28H43V27H41ZM56 28H58V27H56ZM214 28V29H213ZM215 28H217V29H215ZM222 29L221 31L223 32V31H226L225 29ZM18 29V30H19ZM36 29V28H35ZM112 29V28H111ZM207 29L209 30V29H211V30H209L208 32H207ZM229 29V28H228ZM227 29V30H228ZM230 29H229V31H230ZM234 29V28H233ZM22 30V29H21ZM34 30V29H33ZM37 30V29H36ZM45 30H46V32H49V30H47V28H45ZM54 30V29H53ZM57 30H59V29H57ZM81 30V29H80ZM87 30V31H86ZM16 31V30H15ZM85 32V33H84ZM106 32V33H105ZM205 32H207V34H205ZM19 33V32H18ZM104 33V34H103ZM108 33H111V34H108ZM225 33L227 34V36H225ZM52 34V33H51ZM50 33H49V36H52ZM54 34V33H53ZM82 34H84V35H82ZM127 34H128V32H127ZM24 35V34H23ZM63 36V35H62ZM61 36V37H62ZM225 36V37H224ZM235 36V35H234ZM82 37L84 38V39H82ZM113 37V38H112ZM236 37V38H237ZM112 38V39H111ZM52 39V38H51ZM63 39V38H62ZM86 39V40H85ZM133 39V40H132ZM48 40H50V39H48ZM81 40H83V43H82V41ZM84 40H85V42H84ZM55 41V40H54ZM58 41H59V39H58ZM86 41H93V42H91V43H93L94 45H96V47L94 46V48H92L93 49V51L92 50H90V47H92V46H89V43L87 44L86 43ZM246 41V42H245ZM130 42V43H131ZM85 43V44H84ZM231 45L230 47H229V44ZM88 45V49H86L87 48V46H85V45ZM90 45H92V44H90ZM117 45V44H116ZM257 45V44H256ZM84 46L86 47L85 49H84ZM135 47H132V48H135ZM224 47V48H223ZM238 47V46H237ZM38 48V47H37ZM220 48V47H219ZM27 49V48H26ZM122 49V48H121ZM236 49V48H235ZM234 49V50H235ZM35 50V49H34ZM81 50H82V53H81ZM83 50H85V51H83ZM87 50H89V51H92V54L91 55H89V53H88V55H86L87 53ZM95 50V51H94ZM36 51V50H35ZM120 51V52H119ZM76 52H77V50H76ZM223 52V53H224ZM100 53V54H99ZM120 53H123L124 55H121ZM128 53H129V51H128ZM131 53V52H130ZM213 53H214V55L216 56V58H214V59H209V56L210 55H213ZM230 53V52H229ZM79 54V55H80ZM103 56H102V55ZM221 54V53H220ZM232 54H234V53H232ZM256 54V55H255ZM77 55V54H76ZM78 55V56H79ZM240 55V56H239ZM83 56V55H82ZM88 56V57H87ZM232 56V55H231ZM256 56V59H257V62H256V60H255V64H253L252 62H254V59H253V57H255ZM257 56L260 58H257ZM87 57V58H86ZM106 57L108 58V63L106 64L105 62H106ZM212 57H214V56H212ZM125 58V59H124ZM57 59V58H56ZM58 59H59V56H58ZM58 59L57 60H54V62H55V66H56V63L58 64ZM102 59H104V60H102ZM109 59H111V60H113V61H115V63L117 64H115V63H113V61H111V60H109ZM116 59H120V61L118 62ZM128 59V61H129V63L127 62V61H125V60H127ZM135 59V58H134ZM230 59H231V57H230ZM234 59V60H233ZM252 59H253V61H252ZM226 60V61H225ZM235 60H237V61H235ZM242 60H243V62H242ZM75 61V60H74ZM77 61H79V62H77ZM104 61V62H103ZM110 61V62H109ZM132 61H133V59H132ZM131 61V62H132ZM135 61V60H134ZM227 62V65L225 64L224 65V63L225 62ZM235 61V62H234ZM53 62V63H54ZM61 62V61H60ZM79 63L80 64V60H77V58H76V61H75V63ZM125 62H127L126 64L128 65V66H130L131 67V70H130V67L128 68V66L126 67V64H125ZM231 62H229L230 64H231ZM81 63H82V61H81ZM85 63V62H84ZM89 63L91 64V61H89ZM96 63V64H95ZM111 63H113L114 64V66H117L116 68H119V70L120 69H122L121 71H119L118 69H116L115 67H112L113 65L111 64ZM103 64V65H102ZM110 64V65H109ZM247 64V65H246ZM71 65V64H70ZM77 65V64H76ZM85 65H86V63H85ZM112 65V66H111ZM134 65H137V67H138V72H137V70H136V72L140 75V80H136L137 78H135L134 77V79H135V81H133V82H136V83H131L130 81L132 80V77L133 76H135V75H132V73H134V74H136V76L138 77V74L134 71V70H132V68H135V67H133ZM224 65V66H223ZM54 66V67H55ZM60 66V65H59ZM89 66V65H88ZM92 66V65H91ZM91 66H90V69H93V70H96L97 68V66H94L93 68H91ZM103 66V67H102ZM227 66V67H226ZM58 67V66H57ZM71 67H73V66H71ZM70 67V68H71ZM82 67V66H81ZM136 67V68H137ZM240 67V66H239ZM59 68V67H58ZM83 68V67H82ZM81 68V70H83ZM115 68V69H114ZM135 68V69H136ZM208 70H207V69ZM222 68V69H221ZM247 68V67H246ZM55 69H57V68H55ZM74 69V68H73ZM79 69V68H78ZM85 70H86V68H84ZM98 69L96 70V71H93V75H94V77H96V78H94L93 76H91V78H92V81H91V79H89L90 81L89 82H91V83H89L88 82V80H87V83H86V87H85V90L83 91V90H81V89H84V87L83 88H81L80 90L82 91V93H84L85 94V96L86 95H89L88 97H90V96H92V97H90V100H89V102L92 104V101H91V99L93 98V104L91 105L90 103H89V106H87V109L85 108L86 106H85V104L83 103V104H81V105H83L84 106V108H82V109H78V111H80L79 113H78V111L76 110V112H77V115L79 114L80 116H82L80 113H81V110H82V112L84 111V109H86L87 111H88V114L90 113V115H89V117L91 116L92 117V121H91V123L93 122L94 123V125L97 123V124H100V125H102V122L103 121H105L104 119H106L107 120V118L106 117H108V118H110V116H108L109 114H107L108 112L107 111H105V110H108V109H106V108H109V107H107L108 105L106 104V103H108V102H103L104 100H106L107 98H109L108 97V95H106V97L104 96V91L105 90H101L100 88H101V86H100V84H101V82H99V81H101V79L100 80H97V78H99V77H97V76H100L101 74L102 75H104L103 73H101L100 75H97L96 76V72L98 73ZM233 69V70H232ZM248 69V68H247ZM54 70V69H53ZM77 70V69H76ZM111 70H114V71H111ZM117 70V71H116ZM129 70V71H128ZM239 69H237L236 71H238ZM242 70V69H241ZM240 70V71H241ZM249 70H247L248 72H249ZM57 71H59V70H57ZM75 71V70H74ZM92 71V70H91ZM90 71V72H91ZM116 71V72H115ZM125 71H128V72H130V71H132V73L129 75V76H131L132 75V77L131 78H129V76L127 75V73L125 72ZM235 71V70H234ZM239 71V72H240ZM76 72V71H75ZM78 72V71H77ZM112 72V73H111ZM207 72H205L206 74H207ZM209 72V73H210ZM232 72V73H231ZM248 72H247V74H248ZM57 73V72H56ZM81 73V72H80ZM87 73V72H86ZM92 73V72H91ZM204 73V74H205ZM216 73V72H215ZM211 74H213V72H211L210 73V75ZM224 74H223V76H224ZM237 74V73H236ZM242 74H244V77H246V73H244V70H243V73ZM251 75H252V73H250ZM249 74V75H250ZM78 75H80V74H78ZM111 75L109 76L110 78H112L111 77ZM128 76L127 78H129V79H131L130 81H129V79H127L126 78V76ZM200 75H201V73H200ZM216 75H218V74H216ZM238 75H239V73H238ZM84 76V75H83ZM85 76H86V74H85ZM105 76H102V78H104ZM106 76V77H107ZM202 76V75H201ZM206 76H208V75H206ZM214 76V75H213ZM213 76H211V78L213 77ZM234 76V75H233ZM237 76V75H236ZM235 76V77H236ZM242 76V75H241ZM241 76H239L238 77V79H241L242 77ZM114 77V76H113ZM126 78L125 80L123 79V78ZM225 77V76H224ZM231 77V79H232V76H230ZM229 77V78H230ZM235 77H233V78H235ZM241 77V78H240ZM250 77V76H249ZM58 78V77H57ZM101 78V77H100ZM109 78V79H110ZM139 78V77H138ZM229 78H228V81H230L229 80ZM88 79V78H87ZM133 79V80H134ZM199 79V78H198ZM201 79V78H200ZM243 79V81H244V78H242ZM250 79V78H249ZM63 80V79H62ZM86 80V79H85ZM111 81L113 80V79H110ZM253 80V79H252ZM251 80V81H252ZM9 81V80H8ZM220 81V80H219ZM218 81V82H219ZM241 81V80H240ZM10 82V81H9ZM56 82V81H55ZM114 82V81H113ZM129 82L134 86V87H129L128 85H130L129 84ZM214 82H215V80H214ZM221 82V81H220ZM224 84L226 83V82H224V81H222ZM232 82H234V79H232ZM239 80L237 81V82H235L236 83V87L239 85V83L240 84H243V82L241 83V82H239ZM8 83V82H7ZM62 83V82H61ZM68 83V82H67ZM99 85H98V84ZM115 83V82H114ZM120 83V84H121ZM205 83H207V82H205ZM247 83V82H246ZM17 84V83H16ZM72 84V83H71ZM87 84H92L91 86H90V88L88 89V87H87ZM97 84V85H96ZM128 84V85H127ZM138 84V85H137ZM228 84V83H227ZM259 84V83H258ZM2 85H3V83H2ZM4 85H6V84H4ZM60 85V84H59ZM63 85V84H62ZM68 85H70V84H68ZM81 85V84H80ZM118 85V84H117ZM131 85V86H132ZM203 85V87L204 86H206V87H204V89H203V87H201ZM209 85V86H208ZM215 85L217 86V84H216V82H215ZM234 85V84H233ZM257 84H255L254 86H256ZM260 85V84H259ZM19 86V85H18ZM18 86H17V88H18ZM56 86V85H55ZM64 86H66V84L64 85ZM99 86H100V88H99ZM222 86H223V84H222ZM9 87L10 86H8L7 87V90H6V87L5 88H3V89H5V91L4 92H2L3 94L4 93H6V98H7V96L9 97V95H7V93H11L12 92V90L16 93V96H14V97H11L12 99H10V100H8V102L5 104V108L3 107V106H1L0 107V133L2 132L1 130H3L4 132H2L1 134H0V197L2 196L3 198L4 197H8V199H15L18 203H20V204H28V205H30V206H38L39 204H41V203H38V201L39 202H41V199L43 198L42 196H43V194L44 193H41V191L43 190L42 188V190L39 192L37 189L38 188H40V187H38V188H36L37 187V175H35L36 173H37V171L35 170H33V168L31 169V167H30V169H28V165H27V163L25 164V162H26V160L25 161H23L24 159H26L27 158V161H28V159H29V157H30V159H31V157H32V155L34 156V157H37L38 156V153H34V152H29L28 153V151H27V153H25V152H23V148H22V146H26V144L27 143H25V142H27V140H28V146H29V143H31V142H37V139L38 138H36V135L38 134V132H34L35 134H33V136L32 135H29L30 133H32V131L31 130H33L34 131V129L36 128V126H34V125H38V122H37V124H35L36 123V120H35V123H34V125L32 124V122H27L26 120V118L24 119V118H22V120H21V122H19L20 121V118H19V121H17V123H16V119H15V115L17 114V109H14L15 111H13L12 110V112H11V110H10V108L11 107H14V106H18V108L21 110H24V111H28V109L29 108H33V110H34V108H37V107H39L40 105V103L41 102H43L44 100H42L39 96V98H37V95H36V97L34 96V94H33V92L29 89H27V88H21L20 86V88H18V89H11L10 88V90H9ZM57 87V86H56ZM94 88V87H98V88H94L93 89V91L91 92V89L92 88ZM198 87H199V89H198ZM215 87V86H214ZM231 87V86H230ZM239 87V86H238ZM64 88V87H63ZM63 88H62V90H63ZM67 88H68V86H67ZM64 88V92L65 91H68L69 93H72V91L70 92V88ZM74 88V87H73ZM79 88V87H78ZM113 88V87H112ZM112 88L110 89V88H108V90L110 89L111 90V92H112ZM116 88H117V86H116ZM132 88H134V89H132ZM227 89H228V87H226ZM225 88V89H226ZM232 88V87H231ZM230 88V89H231ZM234 88V87H233ZM233 88H232V90H233ZM3 89H2V91H3ZM70 89V90H69ZM86 89H88L87 91L89 92V94H87V93H85V91H86ZM98 89V90H97ZM201 89H203L202 91H201ZM238 89L240 90L241 88L239 87V88H237V89H235V90H237L238 91ZM246 89V88H245ZM244 89V90H245ZM260 93L262 92V94L264 95V84L260 87ZM8 90H9V92H8ZM97 90V91H96ZM101 90V91H100ZM115 90V89H114ZM113 90V91H114ZM201 91V92H199L198 94L196 93L197 91ZM235 90H233L236 94H237V91H235ZM244 90L242 91V92H244ZM76 91H78L77 89H76ZM116 91V90H115ZM217 90H215V92H216ZM217 91V92H218ZM220 91H223L224 93H220ZM230 90L228 89L227 90V92H229ZM55 92H56V90H55ZM68 92H66L65 94H66V96L64 97V95L65 94H63V96H62V100L65 102V99L66 100H71V98H72V95L70 94L69 95V93ZM93 94H91V93ZM94 92V93H93ZM103 92V93H102ZM122 92V93H121ZM226 92V93H227ZM14 93V94H15ZM68 93V94H67ZM81 93V94H82ZM116 93L117 92H114V96L116 95ZM130 93V94H129ZM202 93V95H200ZM231 93V92H230ZM17 94H18V96H17ZM19 94H20V96H19ZM79 94V93H78ZM113 94V93H112ZM124 94H123V97H124ZM195 94H196V97H195ZM231 94H233V95H235L236 96V94H234V93H231ZM11 95H13V92L11 93ZM57 95H59V94H57ZM74 95H75V93H74ZM127 95V94H126ZM198 95V96H197ZM199 95L200 96H202V97H199ZM259 95V94H258ZM262 95V96H263ZM3 96H5V94L3 95ZM3 96H1V97H3ZM84 96V95H83ZM117 96V95H116ZM115 96V97H116ZM120 96H122V95H120ZM235 96H233V98H235ZM250 96V97H249ZM67 97H69V99L67 98ZM82 97V96H81ZM131 97V98H130ZM10 98V97H9ZM15 98V99H14ZM83 98V97H82ZM106 98V99H105ZM119 98V99H118ZM130 98V99H129ZM227 99H229V100H231L229 97H226ZM225 98V99H226ZM3 99V98H2ZM2 99H0L1 101H2ZM85 99V98H84ZM94 99H95V101H94ZM115 99V98H114ZM206 99V100H205ZM210 99V101L213 103V100H215L214 102H217V104L216 103H213V104H215V105H213L211 102H209V101H207V100H209ZM224 99V100H225ZM223 99H221V100H219V101H222ZM234 100V99H233ZM9 101H11V102H14V101H16L18 104H16L15 102L14 103H12V104H14V105H12L11 103L9 104ZM46 101V100H45ZM63 101H61V102H63ZM232 101V100H231ZM3 102V101H2ZM88 102V101H87ZM95 102V103H94ZM100 102V104H98V103ZM204 102H209L210 103V105H208L207 103H204ZM228 102V101H227ZM67 103V101L65 102V104L64 105H67L66 104ZM102 103H104L105 105H107L106 106V108L102 105L101 106V104ZM224 103H226V102H224ZM16 104V105H15ZM87 104V103H86ZM94 104H98L97 105V107H95V105ZM121 104V105H120ZM128 104V105H127ZM140 104V105H139ZM203 104H207V106L210 108H208L207 106H204ZM213 106H212V105ZM222 104V103H221ZM260 104H261V106H260ZM7 105H9V106H7ZM11 105V106H10ZM80 105V104H79ZM80 105V106H81ZM88 105V104H87ZM90 105L91 106H93V108L92 107H90ZM123 105V106H122ZM6 106H7V111H10V113L8 112H6ZM79 106V107H80ZM98 106H101V108L102 109H99V107ZM126 106H128V107H126ZM205 108H204V107ZM67 107V106H66ZM65 107V108H66ZM103 107L105 108V110L103 109ZM135 107H137V109H135ZM206 107H207V109H206ZM212 107H214V108H212ZM3 108V109H2ZM9 108V109H8ZM78 108V107H77ZM81 108V107H80ZM88 108H89V110H88ZM168 108H171V109H173L174 110V112L176 113H174L175 115H177L178 113H180V115L181 116H179V114H178V116H176V118H178V119H175V118H173V117H171L172 115V112H171V114H166V110H168ZM212 108V109H211ZM31 109H29L30 111H31ZM126 109V110H127ZM139 109V110H138ZM4 112H3V111ZM32 110V111H33ZM104 110L105 112H107V113H104V112H102V111ZM120 110V109H119ZM136 110H138L137 112H136ZM220 110V109H219ZM258 110H260V112H257ZM87 111H84L85 112V115H88V114H86L87 113ZM177 111H178V113H177ZM83 112V113H84ZM124 112V113H123ZM128 112H130V111H128ZM135 114H134V113ZM82 113V114H83ZM107 114V116L106 115H103V114ZM23 114V113H22ZM61 114V113H60ZM64 114H66V113H64ZM63 114V117L64 116H66L67 118L69 117L68 116V114H66V115H64ZM102 114V115H101ZM115 114V115H116ZM84 115V114H83ZM84 115V116H85ZM118 115H116V116H118ZM170 115V116H169ZM175 115H174V117H175ZM255 115H258L257 117H254ZM104 116H106L105 118H104ZM121 115H119L118 117H120V119H121V117H122ZM135 116H138V117H140V120H136L135 119ZM168 116L169 117H171V118H173V119H171L172 121H170V119L168 120ZM65 117V119L64 120H68L67 118ZM88 117V118H89ZM71 118V117H70ZM104 118V119H103ZM15 119V120H14ZM103 121H102V120ZM90 120H91V118H90ZM101 120V121H100ZM122 120V121H123ZM177 121V122H175V121ZM65 121V122H66ZM23 122V123H22ZM96 122V123H95ZM99 122V123H98ZM101 122V123H100ZM169 124H168V123ZM170 122H172V124L170 123ZM22 123V124H21ZM30 123V124H29ZM177 123V124H176ZM104 124V123H103ZM24 126V129H22L23 127L22 126ZM33 125V126H32ZM58 125V124H57ZM99 125V126H100ZM127 125V126H126ZM144 125H142V126H140V127H142V129L145 127ZM171 125H173V126H171ZM176 125V126H175ZM31 126V127H30ZM97 126V125H96ZM139 126H137V127H139ZM8 127H13V129H14V127L15 128H17V129H21V130H25L24 132H25V134H27L25 137V139H24V141H23V144H21V143H19L18 141H17V138H15L14 136H15V134H17V133H15L14 134V131L13 130H11V131H13V132H10L9 130L6 132L5 130L8 128ZM27 127V128H26ZM30 127V129H28ZM35 127V128H34ZM41 127V126H40ZM59 127V126H58ZM100 128V127H99ZM130 128V129H129ZM10 129V128H9ZM40 129V131H41V128H39L38 127V130ZM63 129V128H62ZM160 129V130H159ZM258 129H261V130H258ZM16 130V129H15ZM65 130V129H64ZM138 130V129H137ZM162 130V131H161ZM18 131V130H17ZM31 131V132H30ZM35 131H37L36 129H35ZM161 131V132H160ZM64 132V131H63ZM125 132V131H124ZM177 133V134H180V135H182V136H178V135H174L173 134V136H171L172 135V133ZM20 133V132H19ZM23 133V132H22ZM130 132H129V134H131ZM161 133V134H160ZM175 133V134H176ZM42 134V133H41ZM69 134V133H68ZM125 134V133H124ZM35 135V136H34ZM151 135H153V136H151ZM188 136V138H187V136H186V139H188V141H190V142H188V144H186V145H184V146H182V148H180L179 146V150H178V147L176 148V149H173V150H168V149H171V147H172V145H175V144H172V145H169V143L168 142H166L165 143V145L164 144H162L161 143V140L164 142V140H167V139H169L170 138V136L171 137H177L176 139H179L180 141L183 139V138H185L184 136ZM65 136V135H64ZM162 136V137H161ZM21 137V136H20ZM37 137H39V140H40V136H37ZM163 137L165 138V139H163ZM174 137V138H175ZM182 137V138H181ZM65 138V137H64ZM68 138V137H67ZM70 138V137H69ZM104 141H105V138L104 137H101ZM173 138V139H174ZM16 139V140H15ZM36 139V140H35ZM134 139V138H133ZM172 139V140H173ZM185 139V140H186ZM65 140V139H64ZM102 140V141H103ZM175 140V139H174ZM99 141V143L98 142H96V144L95 145H100V141L101 140H98ZM101 141V142H102ZM129 141H130V138H129ZM132 142H133V140H131ZM135 141V140H134ZM263 142V143H258V142ZM33 142V143H34ZM187 142V141H186ZM105 143V142H104ZM104 143H102L101 145H102V147H103V144ZM125 143V142H124ZM127 143V142H126ZM21 144V145H20ZM66 144H68V143H66ZM131 144V143H130ZM133 144V143H132ZM142 144V143H141ZM178 144H179V142H178ZM101 145H100V147H101ZM134 145H135V143H134ZM152 145H150V146H152ZM145 146V145H144ZM150 146H148L147 148L149 149V147ZM166 146V147H165ZM169 146H171V147H169ZM181 146V145H180ZM31 147V146H30ZM99 147V148H100ZM102 147H101V150H102ZM115 147H117V146H115ZM119 147V146H118ZM146 147V146H145ZM25 148V147H24ZM111 148H114V147H104V149H105V152H107L106 151V149H108V152H109V154L110 155H112V154H114V152H113V150H115V149H112V152H111ZM147 148H144V147H142V146H140L139 147V151H140V153H141V155L143 154V153H146V151H149ZM151 148V147H150ZM27 149V148H26ZM118 150H120V151H122L120 148H117ZM21 150V151H20ZM118 150H117V152H118ZM132 150V149H131ZM24 151H26L25 149H24ZM80 151H82V150H80ZM85 151V150H84ZM134 151H136V150H134ZM103 152H104V150H103ZM103 152H100L99 151V153H101V154H97L99 157L98 158H100L99 160H101V159H104L105 161H106V159L105 158H101V157H103L104 155L106 156L107 155V153H103ZM115 153L114 155L116 156V154H118V153ZM122 152H124V151H122ZM122 152H120L119 153V155L118 156H122V157H124L123 156V153ZM32 153V154H31ZM112 153V154H111ZM130 153V152H129ZM136 153V152H135ZM150 153V152H149ZM153 153V152H152ZM102 154H103V156H102ZM108 154V156H106V157H109L110 155ZM128 154V153H127ZM138 154V153H137ZM148 154V153H147ZM147 154H144L143 156H144V158L145 159H147L148 160V157H149V155H147ZM101 155V156H100ZM140 155V154H139ZM145 155H147V158H146V156ZM262 155H263V157H262ZM81 156L83 157H85V155L83 154V152H81ZM104 156V157H105ZM118 156H117V159L115 158L114 159V157L113 158H111L112 156H110L109 158H111L110 160H109V158H108V160L109 161H112V162H110L109 163V161H108V163H107V161H106V163L107 164H103V166H102V162H103V160H101L102 162L101 163H99V162H97V160L96 161H94L95 162V164L97 165V163L99 164V166H97L98 168H100L101 170L99 171V172H102V177L104 176V174H103V171H105V174L107 175L108 174V176H107V178H109L108 179V182L110 183V182H112L111 184L114 186L115 185V188L114 189H107L106 190V188H104V185L103 184H98L99 185V187H98V189L100 188V190L102 189V193L106 196V197H108V198H110V200H112L113 201V199H115V198H119V196H121V197H124L125 199L123 200L124 201V203H123V205H125V208H123V209H125L128 213H131L133 210H136L137 208H138V205H137V203H139L138 201H131V199L130 198H127L128 197V195H130V196H134V195H132V194H134V193H136L137 191L136 190H134V188L132 189V191L130 190L132 187L131 186H133L134 185V187L136 186V187H140L141 185H142V183H139V180H140V178L142 177V175L140 176L139 174H137L139 177H136L135 175L136 174H130V175H128V176H126L127 175V173L125 172H122V171H126V169H125V167H123V162L122 161H120V159H121V156L119 157L120 159L118 160ZM152 155L150 154V157H151ZM39 157V156H38ZM255 157H257L256 159H255ZM78 158H79V156H78ZM89 158V157H88ZM87 158V159H88ZM97 158V157H96ZM135 158V157H134ZM186 158H187V160H186ZM32 159H33V157H32ZM35 159V158H34ZM34 159H33V161H34ZM92 159V158H91ZM122 159H124V158H122ZM139 159V158H138ZM151 159V158H150ZM161 159V160H160ZM253 160L254 159V163H252V160L250 161L251 163H249V161L248 160ZM37 160V162H38V159H36ZM130 160V159H129ZM158 160V161H157ZM164 162H163V161ZM91 161V162H90ZM89 162H88V164H89V166L91 167V168H93V170L92 171H94V170H96V166H95V164L93 163V160H90ZM105 161H104V163H105ZM140 161V160H139ZM146 161V160H145ZM157 161V162H156ZM189 161H193V163H191V162H189ZM24 162V163H23ZM36 162V163H37ZM97 162V163H96ZM163 162V163H162ZM33 164H35L34 162H32ZM132 163V162H131ZM4 164H6V166H9L8 168L5 166V167H3L4 166ZM29 164V163H28ZM33 164H30L29 166H33ZM127 164H130V163H128L127 162ZM138 164V163H137ZM161 164H159V167H161ZM168 164V163H167ZM182 164V165H183ZM88 166V167H89ZM131 166H132V164H131ZM131 166H130V168H131ZM180 166V167H179ZM35 167V166H34ZM87 167V166H86ZM90 167H89V169H90ZM107 167V168H106ZM122 167L124 168V170L122 169ZM178 168V170H177V168ZM7 168V169H6ZM98 168H97V170H98ZM104 168V169H103ZM106 168V169H105ZM176 168V169H175ZM121 169H122V171H121ZM169 169V168H168ZM179 169H181V170H179ZM252 169H254L253 171H252ZM37 170H38V168H37ZM109 170H110V172H109ZM111 170H112V172L114 171H116V174H114V175H112V172H111ZM87 171V170H86ZM92 171H90V172H92ZM106 171H108L109 173H106ZM127 171H128V169H127ZM130 171V170H129ZM163 171H164V169H163ZM168 171V170H167ZM38 172H40V170H38ZM90 172H87V173H89V174H91ZM113 172V173H114ZM120 172H122V173H124L123 174V176L125 177H127V179L126 180H128L129 181V183H125V179H124V177L122 176V174L120 175ZM166 172V171H165ZM97 173V172H96ZM95 173V176L98 174V175H100L101 173H97L96 174ZM111 173V174H110ZM161 173V172H160ZM245 175H244V174ZM252 173L250 174V176L252 175ZM263 173V174H262ZM110 174V175H109ZM179 174H180V172H179ZM243 174V175H242ZM256 174V175H255ZM38 175H39V173H38ZM74 177H76L77 178V181H78V179L80 180V183H81V180H82V178L80 177V176H77V174L75 175V172H74ZM72 175V176H73ZM94 175V174H93ZM112 175V176H111ZM119 175L121 176V178L119 177ZM154 175V174H153ZM164 175V174H163ZM173 175V174H172ZM206 175V176H205ZM36 176V177H35ZM82 176H84V175H82ZM87 177H89L88 175H86ZM132 176V177H131ZM134 176H135V178L136 179H134ZM144 176V175H143ZM159 175H156V172H155V178H153V180H151L153 183H155L156 181H158L159 179V177H158ZM171 176V175H170ZM236 176V177H237ZM250 176H248V177H250ZM260 176V177H259ZM71 177V176H70ZM129 177V178H128ZM130 177H131V179H130ZM203 177L205 178L204 180H203ZM241 177V178H242ZM243 177V178H244ZM83 178H85V176L83 177ZM97 178V177H96ZM104 179H106V176H104L103 177ZM102 178V179H103ZM124 180H123V179ZM134 180H133V179ZM240 177L238 178L239 180L241 179ZM242 178V179H243ZM66 179V178H65ZM74 178L72 177V180H73ZM93 179V178H92ZM141 179H143V178H141ZM145 179V178H144ZM150 179V178H149ZM154 179L156 180V179H158V180H156V181H154ZM249 179V178H248ZM71 180V181H72ZM107 180V179H106ZM122 180H123V183H122ZM138 180V182L137 183H139L140 184V186L136 183V181ZM229 180V181H228ZM236 180V179H235ZM243 180H245V179H243ZM250 180V179H249ZM249 180H248V182H249ZM255 180H257L256 178H255ZM70 181V182H71ZM74 181H75V179H74ZM88 181V180H87ZM131 181H135V184H131L130 185V187H127L126 188V186H129V184H130V182ZM147 181V180H146ZM164 181V180H163ZM225 181H228V182H226L225 183ZM232 181H233V178H232ZM254 181V180H253ZM252 181V182H253ZM142 182H144L143 180H142ZM149 181H147V183H148ZM240 182H243L242 180L240 181ZM257 182H258V180H257ZM259 182H258V185H259ZM262 182V184L261 185H263L264 183ZM43 183V182H42ZM103 183V182H102ZM162 183V182H161ZM160 183V184H161ZM225 183V184H224ZM246 183H247V181H246ZM39 184V183H38ZM75 184H76V182H75ZM75 184L73 185V187L75 186ZM126 184V185H125ZM145 184L146 183H143V185L145 186ZM149 184V183H148ZM184 184V185H183ZM233 184V183H232ZM231 184V186H233ZM235 184V183H234ZM81 185V184H80ZM80 185H79V188H80ZM125 185V186H124ZM142 185V186H143ZM175 185V184H174ZM237 185H238V183H237ZM241 185V184H240ZM243 185H245V184H243ZM251 185V184H250ZM256 185V182H255V184H254V186ZM260 185V186H261ZM38 186H40V184L38 185ZM124 186V191H123V189H122V187ZM253 186V185H252ZM257 186V185H256ZM238 187V186H237ZM237 187H235V188H237ZM243 187V186H242ZM129 188V190L128 191H130V192H128V191H126V193H125V189H128ZM150 188V187H149ZM152 188V187H151ZM186 188V187H185ZM260 188V189H259ZM259 188H256V190L257 189H259V191L261 190V189H263L264 190V185L262 186V187H259ZM74 189V188H73ZM97 189V190H98ZM40 190V189H39ZM63 190V189H62ZM79 190V189H78ZM152 190V189H151ZM182 190V189H181ZM225 190V191H224ZM229 190L227 191V192H229ZM239 190V189H238ZM237 190V191H238ZM262 190V191H263ZM22 191V192H21ZM67 191H68V189H67ZM70 191V190H69ZM68 191V192H69ZM99 191V190H98ZM255 191V190H254ZM43 192H45V191H43ZM64 192V191H63ZM71 192H73V191H71ZM75 192V191H74ZM128 192V193H127ZM182 192H183V190H182ZM235 192V191H234ZM67 193V192H66ZM70 193V192H69ZM77 193V192H76ZM122 193L124 194V196H122ZM137 193H139V191L137 192ZM137 193H136V195H137ZM141 193V192H140ZM121 194V195H120ZM143 194V193H142ZM185 194V195H186ZM230 194H231V192H230ZM23 195V196H22ZM71 196H72V193L70 194ZM75 195V194H74ZM119 195V196H118ZM141 195V194H140ZM176 195H179V194H176ZM21 196H22V198H21ZM45 196V198H46V194L44 195ZM65 196V195H64ZM67 197H69L68 195H66ZM76 196V195H75ZM75 196H73V197H75ZM78 196V195H77ZM129 196V197H130ZM200 196V197H199ZM203 196V197H202ZM212 199H214V197L216 198V199H214V200H211L209 197ZM262 196V195H261ZM17 197V198H16ZM20 197V198H19ZM42 197V198H41ZM180 197V196H179ZM199 197V198H198ZM207 198L208 197V200H209V203H208V200L207 201H204V199L205 198ZM230 197V198H229ZM19 198V199H18ZM40 198V199H39ZM72 198V197H71ZM70 198V199H71ZM186 198V199H187ZM203 199V201L204 202H207V204L205 203L204 204V202H203V204H202V206H201V204H200V206L202 207V208H198L199 207V204L197 203L200 199ZM229 198V199H228ZM235 198V197H234ZM245 198V197H244ZM250 198V197H249ZM36 199H38V201L36 200ZM44 199V198H43ZM74 199V198H73ZM158 199V198H157ZM163 199V198H162ZM171 199V198H170ZM177 199V198H176ZM182 199H183V197H182ZM199 199V200H198ZM236 199V198H235ZM262 199H263V197H262ZM261 199V200H262ZM0 200H2V199H0ZM3 200H6L7 201V199L5 198V199H3ZM14 200V201H15ZM79 200H81L80 198L79 199H74L73 201H75V204H76V206L78 205L79 206V204H81V202L79 201ZM197 200V201H196ZM210 200H211V202H210ZM239 200H241V199H239ZM253 200H255V199H253ZM15 201V202H16ZM117 201L118 200H116V203H117ZM165 201V200H164ZM184 201H185V199H184ZM200 201H202V200H200ZM244 201H246V200H243V202ZM248 202H244L245 204L246 203H249V201L250 200H247ZM14 202V203H15ZM80 202V203H79ZM135 202V203H134ZM137 202V203H136ZM153 202V201H152ZM155 202V201H154ZM183 202V201H182ZM181 202V203H182ZM196 202V203H195ZM243 202H241V203H239V202H235L234 200H233V202H229V205L227 206V204H225L224 203V206L226 205L227 207H229L230 209L232 208V209H236V208H239V209H242L241 208V206L242 205H244V206H246V205H248V204H244ZM260 200H259V203L258 204H260ZM1 203H2V201H1ZM17 203V204H18ZM74 203V202H73ZM169 203V202H168ZM180 203V202H179ZM194 203H195V205H194ZM201 203V202H200ZM243 203V204H242ZM256 203V204H257ZM75 204H73L74 206H75ZM112 204H115V203H112ZM119 204V203H118ZM170 204V203H169ZM183 204V203H182ZM181 204V205H182ZM184 204H185V202H184ZM183 204V206L182 207H184V209H186V207H185V205ZM250 204H252V202L250 201ZM262 204V203H261ZM1 205V204H0ZM44 205V204H43ZM198 205V206H197ZM205 205V206H204ZM207 205V206H206ZM41 206V205H40ZM139 206H142V205H139ZM174 206V205H173ZM176 206H178L177 205V203H176ZM187 206V205H186ZM190 206H191V208H190ZM195 206H197V208L198 209H196L195 208ZM205 208H204V207ZM223 205L221 206V204H220V206L219 207H224ZM225 206V207H226ZM257 206V205H256ZM260 206V205H259ZM264 205H262V207H263ZM81 207V206H80ZM120 207V206H119ZM146 207V206H145ZM169 207V206H168ZM243 207V206H242ZM261 207V206H260ZM259 207V209H261ZM176 208V207H175ZM243 208H245V207H243ZM253 208H255V205H254V207ZM46 209V208H45ZM77 209V208H76ZM81 209V208H80ZM172 209V208H171ZM181 207H180V211H181ZM194 209H196L195 211H194ZM199 209H201V213L200 214H198L197 216H196V211L198 210L199 212H200V210ZM230 209H228L227 208V210L229 211ZM231 209V210H232ZM2 210V209H1ZM36 210L37 211H43L44 209H40V210H38L37 208H36ZM117 210H119V209H117ZM149 210H150V208H149ZM148 210V211H149ZM152 210V209H151ZM187 210V209H186ZM207 210V209H206ZM253 210V209H252ZM252 210H250V212H249V210H247V212H249V214L250 213H252ZM256 210V209H255ZM254 210V211H255ZM179 211V210H178ZM179 211V212H180ZM225 211V210H224ZM246 211V210H245ZM254 211H253V214H250V216L248 215V217H250V219L254 216ZM263 211H264V207H263ZM45 212V215H47L46 213H47V210H45V211H43L42 213H44ZM48 212H50L49 210H48ZM51 212H53V211H51ZM50 212V213H51ZM121 212V211H120ZM123 212V211H122ZM136 212V211H135ZM151 212V214H152V212H154V211H150ZM184 212H185V210H184ZM183 212V213H184ZM195 212V213H194ZM207 212V211H206ZM227 212V211H226ZM246 212V213H247ZM255 212H257V210L255 211ZM41 213V212H40ZM186 213V212H185ZM198 213V212H197ZM233 213V212H232ZM54 214V213H53ZM52 214V215H53ZM117 213H115V215H116ZM135 214H137V213H135ZM154 214L155 215H157L155 212H154ZM192 214H193V216H192ZM194 214H195V216H194ZM227 214V213H226ZM239 214V213H238ZM257 214V213H256ZM255 214V215H256ZM52 215L50 216V217H52ZM74 215V214H73ZM129 215H131V214H129ZM160 215H161V213H160ZM173 215V214H172ZM225 215V214H224ZM247 215V214H246ZM252 215V216H251ZM49 216V215H48ZM48 216H46V217H48ZM117 216V215H116ZM157 216H159V215H157ZM219 216H221V215H219ZM218 216V217H219ZM223 216V215H222ZM230 216H231V213H230ZM242 216V217H241ZM243 216H244V214H242L241 213V215H239V217L240 218H243ZM258 216V215H257ZM132 217V216H131ZM155 216H153V218H154ZM217 217V218H218ZM227 217H229L228 215H227ZM233 217V216H232ZM237 218L236 219H234L233 220V222H238L237 221V219H240L238 216H236ZM245 217V216H244ZM247 216L245 217V218H248ZM255 217V216H254ZM253 217V218H254ZM157 219H158V221H159V218H160V216H159V218L158 217H156ZM220 218L221 217H219V220H220ZM252 218V219H253ZM256 219H254L255 221L257 220V217H255ZM161 219V218H160ZM197 219V220H196ZM214 219V220H213ZM224 219H228V218H226V216H225V218ZM34 220V219H33ZM155 220V219H154ZM218 220V219H217ZM216 220V221H217ZM35 221V220H34ZM33 221V222H34ZM112 221V222H111ZM157 221V222H158ZM193 221V222H194ZM208 221V222H207ZM110 222H111V227H109V229L110 228H112L113 226H114V223L116 222L115 221V216L114 217H111V220H110ZM156 221L154 222V221H148L146 224H144L143 222H139V221H137V219H134V220H130V219H127V217L126 218H123V220L121 221V226H118V229H113L112 228V230H110V235L108 236L109 238V248H111L112 250H113V253H115L114 254V256L116 257V254H117V256L118 257H120V259H122L121 260V264H124V261L126 260V259H129L128 261H130L129 263H128V261H127V263L128 264H130L131 262H134L135 261V263L136 264H147L149 261L150 262H160V263H162L163 261H164V258H165V256L167 255V257L169 256V257H171L174 261H170V263L171 264H182V261L180 260V257H178V250H174V249H171V250H169V248H171V246H170V238H168L169 239V241H168V239L166 238V235H167V232L165 231V227H160L159 226V223H157ZM228 222V221H227ZM232 222V221H231ZM230 222V223H231ZM239 222H242V221H239ZM249 222H250V220H249ZM249 222H247V223H249ZM264 222V221H263ZM32 223V222H31ZM31 223H29V226H30V224ZM160 223H161V221H160ZM194 223H196V222H194ZM243 223H244V221H243ZM242 223V224H243ZM255 223V222H254ZM253 222H252V225H247V226H240L239 227V225L236 223L235 225L236 226H234V225H232V223L231 224H228L227 225V223L225 224V222H223V223H218V224H220V225H217L216 224V226L218 227H214V224H213V227L211 228V227H207L206 228V230H208V231H202V233L204 234V233H206V234H204V237L205 236H207L208 235V232H212V233H215V232H213V231H216L217 229H219V231H221V228H219L220 226L221 227H223L222 228V231L220 232V235H224V232L225 231H228L229 229L232 231V235H230L229 234V236L230 237H228V233L227 232H225V236H227L228 238H232V236H233V233H235L234 234V236H236V231H238V232H241V231H243V230H245V231H249V230H251L253 227L255 228V226L253 225L254 224ZM260 223V222H259ZM21 224V223H20ZM19 224V225H20ZM204 224V225H205ZM222 224H224V226L226 227V225L229 227V228H227V230H226V228L224 227V226H222ZM240 224V223H239ZM250 224V223H249ZM2 225V224H1ZM18 225V226H19ZM230 225V226H229ZM233 227H232V226ZM237 225H238V227H237ZM255 225H257V224H255ZM259 225V224H258ZM257 225V227H260L261 225H263L262 224V222L260 223V226H258ZM18 226H17V229H18ZM33 226H34V224H33ZM35 226H37V225H35ZM2 227V226H1ZM27 227V226H26ZM31 227H32V224H31ZM30 227V228H31ZM82 227V226H81ZM81 227H80V229H81ZM175 227V226H174ZM178 227V226H177ZM201 227V226H200ZM232 227V228H231ZM35 228V227H34ZM85 228V227H84ZM163 228H165V229H163ZM261 228V230H255L257 233H259L260 234V236H261V232H263V230H264V227H263V230H262V227H260ZM3 229H5V228H3ZM29 229V228H28ZM77 229V228H76ZM106 229V228H105ZM172 229V228H171ZM223 229L225 230L224 232H223ZM239 229H241V230H239ZM256 229V228H255ZM15 230V229H14ZM13 230V231H14ZM31 230H34V229H32L31 228ZM77 230H79V229H77ZM77 230H75L76 232H78ZM82 231L84 230V229H81ZM81 230H79V231H81ZM196 230V229H195ZM205 230V229H204ZM229 230V231H230ZM254 230V229H253ZM11 231V230H10ZM73 231V230H72ZM72 231H70V232H72ZM75 231H73L74 232V234L76 233ZM81 231V232H82ZM168 231V230H167ZM218 231V230H217ZM219 231H218V233H219ZM247 231V232H248ZM252 231V230H251ZM39 232V231H38ZM84 232V231H83ZM176 232V231H175ZM188 232V231H187ZM200 232H201V230H200ZM244 232V231H243ZM253 232V231H252ZM9 233V232H8ZM12 233V232H11ZM10 233V234H11ZM17 233H19V232H17ZM22 233V232H21ZM24 233V232H23ZM209 233V234H210ZM218 233H215L216 235H218ZM226 233H227V235H226ZM230 233V232H229ZM264 233V232H263ZM82 234V233H81ZM80 234V235H81ZM215 234H213V235H215ZM250 234V233H249ZM8 235V234H7ZM6 235V236H7ZM70 235V234H69ZM71 235H73V233L71 234ZM78 235V234H77ZM238 235V234H237ZM2 236H5V235H2ZM9 236V235H8ZM7 236V237H8ZM13 236V235H12ZM16 236V235H15ZM15 236H14V238H12V240L14 239H16L15 238ZM21 236V234H17V237H20ZM34 236V235H33ZM33 236H31V237H33ZM73 236H75V235H73ZM209 237H210V235H208ZM207 236V237H208ZM22 237H24V235L22 236ZM22 237H20L19 239H21ZM59 237V236H58ZM79 237H81L82 238V236H79ZM85 237V236H84ZM195 237V236H194ZM213 237V236H212ZM215 237V236H214ZM219 237V236H218ZM262 237V239H263V235L261 236ZM6 238V237H5ZM25 238V237H24ZM24 238H22L21 240H23L22 242H20L21 240H18V241H14L13 240V242H11V243H8L9 244V246H8V244L7 243H5V244H7V245H5L4 244V238H0V239H4L3 241L2 240H0V244L1 243H3L6 247L8 246L9 247V249L8 250H10V252H13V253H16V254H18L17 252H21V250H22V248L23 249H25L24 248V245H25V247H26V244L28 243H26L25 242V239ZM75 238V237H74ZM81 238H77V239H81ZM180 238V237H179ZM216 238H217V236H216ZM222 238H223V236H221L220 237V239L222 240ZM226 238V237H225ZM227 238V239H228ZM235 238V237H234ZM239 238V237H238ZM7 239V238H6ZM10 240H11V238H9ZM18 239V238H17ZM30 239V238H29ZM39 239V238H38ZM63 239H64V237H63ZM224 239V238H223ZM259 239H260V237H259ZM261 239V240H262ZM10 240H9V242H10ZM33 240V239H32ZM62 240V239H61ZM84 240H86L85 238H84ZM220 240V241H221ZM231 240H233V241H238L236 238H235V240L234 239H230V241ZM250 240V239H249ZM6 241V240H5ZM34 241V240H33ZM70 241V240H69ZM73 241V240H72ZM77 240L75 239V242H76ZM81 241V240H80ZM219 241V242H220ZM224 241V240H223ZM223 241H221V244L220 243H218L217 244V246L218 245H220L218 248L216 247V249H215V247L213 248V250H211V251H209V255L207 254V256L204 254V255H200V254H196V255H200V264H238V262L239 261H241V263L239 262V264H249V259L248 258H246V255H248V254H245L243 251L241 252V253H243L242 254V256L243 257H241V255L239 254V256H240V260L238 261V259H239V257H238V259H237V257H236V252L235 251H230L231 250V247H227L226 246V244L225 243H227V242H223ZM226 241V240H225ZM228 241V240H227ZM30 242H31V239H30ZM35 242V241H34ZM39 242V244L38 243H36L37 244V246L38 247H40L41 246V244H43L42 242H40V241H38ZM56 242V241H55ZM66 242V241H65ZM75 242H69V243H67L66 242V244L64 245V247H63V249H65L67 252H71L73 255L71 256V253L69 254V256H71L70 258L72 259V257L74 256V254H76V253H78V250L80 249H82L83 251L85 250L84 248H86L87 246H88V244H90V243H86V242H82V244H79L78 242H77V244L75 243ZM208 242V241H207ZM244 242V241H243ZM249 242H251V241H249ZM258 242H260V241H258ZM264 242V241H263ZM35 243H33V244H35ZM58 243V242H57ZM83 243H85L84 245H83ZM233 242H231V245L230 246H232L234 243H236V242H234L233 244H232ZM256 243H257V241H256ZM31 244H32V242H31ZM31 245V246H33L34 247V245ZM61 244H63V243H61ZM87 244V245H86ZM237 244V243H236ZM240 244V243H239ZM253 244V243H252ZM264 244V243H263ZM4 245H0V249H3V247H1V246H4ZM44 245V244H43ZM129 245V246H128ZM198 245V244H197ZM235 245V244H234ZM63 246V245H62ZM86 246V247H85ZM170 246V247H169ZM241 246V245H240ZM240 246H238L239 248H241ZM243 246H244V244H243ZM260 246V245H259ZM6 247H4V248H6ZM38 247H36V248H38ZM128 247V248H127ZM129 247H132L131 249H129ZM233 247V249L234 248H236V246H232ZM237 247V248H238ZM26 248H28V246L26 247ZM30 248V247H29ZM29 248L27 249V250H29ZM32 248V247H31ZM42 248V247H41ZM41 248H38L39 250L41 249ZM45 248V247H44ZM200 248H202V247H200ZM236 248V249H237ZM46 249V248H45ZM50 249V248H49ZM59 249V248H58ZM7 250V251H8ZM31 250V249H30ZM61 250V249H60ZM80 250H79V253H80ZM88 250H89V247H88ZM148 250L150 251L149 252V254H146V252H148ZM151 250H153V251H151ZM261 250V249H260ZM2 251V250H1ZM0 251V252H1ZM26 251V249L23 251V252H25ZM33 251V250H32ZM62 251V250H61ZM74 251H77V252H74ZM86 251V250H85ZM85 251H84V254H85ZM90 251V250H89ZM194 251V250H193ZM192 251V252H193ZM74 252V253H73ZM87 252V251H86ZM234 252H235V254H234ZM261 252V251H260ZM13 253H12V255L11 256H13ZM22 253V252H21ZM43 253V252H42ZM82 253V252H81ZM80 253V254H81ZM182 253V252H181ZM239 253V252H238ZM237 253V254H238ZM2 254V253H1ZM0 254V255H1ZM7 254V253H6ZM16 254L14 255V256H16ZM20 254V253H19ZM23 254V253H22ZM28 255H29V253H27ZM64 253L62 252V255H63ZM68 254V253H67ZM111 254V253H110ZM162 254H163V256H162ZM165 254V255H164ZM5 255V254H4ZM10 255H9V257H4L3 256V254H2V257L0 256V264H10L11 263V261H15L13 258H15L14 256L13 257H10ZM21 255V254H20ZM50 255H51V253H50ZM58 255H60V254H58ZM8 256V255H7ZM19 256V255H18ZM18 256H17V259H18ZM65 256H66V254H65ZM65 256H63L64 257V259H66L65 258ZM68 256V255H67ZM68 256V257H69ZM84 256V255H83ZM87 255H85L84 257H86ZM111 256V255H110ZM113 256V257H114ZM36 257H41V256H36ZM78 257V256H77ZM76 257V258H77ZM117 257V258H118ZM194 257V256H193ZM248 257V256H247ZM260 257V256H259ZM8 258V259H7ZM10 258H12L11 260H9ZM45 258V257H44ZM57 258V257H56ZM55 258V259H56ZM70 258H68V259H70ZM74 258V257H73ZM83 258V257H82ZM117 258H115V259H117ZM162 258V259H161ZM178 258H179V260H178ZM189 258V257H188ZM198 258V257H197ZM16 259V258H15ZM16 259V260H17ZM31 259V258H30ZM41 259V258H40ZM46 259V258H45ZM67 259V261H68V263H70L69 261H71V260H68ZM78 259V258H77ZM131 259V260H130ZM160 259V260H159ZM169 259V258H168ZM171 259V260H172ZM190 259V258H189ZM9 261L8 263H6V261ZM37 260H39V259H37ZM44 260V259H43ZM50 260V259H49ZM73 260V259H72ZM80 260H81V257H80ZM111 260V259H110ZM161 260H162V262H161ZM18 261H20V260H18ZM39 261H42V260H39ZM45 261V260H44ZM67 261H66V263H67ZM77 261V260H76ZM75 261V262H76ZM79 261V260H78ZM83 261H86L85 260V258H84V260ZM116 261V260H115ZM176 261V263H174ZM36 262V261H35ZM63 262H65V260L63 261ZM88 262V261H87ZM87 262H83L84 264H89V263H87ZM111 262V264H114V263H112V261H110ZM109 262V263H110ZM149 262V263H150ZM179 262V263H178ZM235 262V263H234ZM237 262V263H236ZM13 263V262H12ZM15 263H17L16 261H15ZM37 263V262H36ZM47 262H45V264H46ZM73 263V262H72ZM77 263H79V262H77ZM76 263V264H77ZM118 263V262H117ZM188 263V262H187ZM35 264V263H34ZM38 264H42L41 262L40 263H38ZM44 264V263H43ZM62 264V263H61ZM156 264V263H155ZM183 264H184V262H183Z\"/></svg>",
  "mask_w": 264,
  "mask_h": 264
}]
</instances>
